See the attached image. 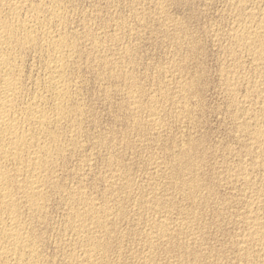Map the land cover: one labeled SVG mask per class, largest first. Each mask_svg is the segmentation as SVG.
<instances>
[{
	"label": "rangeland",
	"instance_id": "rangeland-1",
	"mask_svg": "<svg viewBox=\"0 0 264 264\" xmlns=\"http://www.w3.org/2000/svg\"><path fill=\"white\" fill-rule=\"evenodd\" d=\"M24 1L25 0H21L18 3L20 5V7L21 6L22 7L19 10L20 13H18L20 17L17 15V18L15 21L18 22L20 20L21 21V22L19 21L20 23H22V21H23V23L24 24L26 23L27 26H31V27L33 26L34 28L32 27V29L34 30L36 28L35 29L36 32H38L39 28L41 27V29H40L41 32L39 31L38 33L35 34L36 37L39 36L38 38L33 36L35 38L33 43L37 41L36 43H38L37 44L38 47L36 46V43L34 45H33V43H30V44L27 43L28 45L25 44L22 46L20 45L19 48L23 49L22 50L23 52L21 51V49L17 48L18 45L16 47L15 43H11V45L12 46L14 45L15 48H14V46L12 47L11 45H9V46L4 45V47H3L5 49V50L3 49L4 50L3 55L5 54L4 56L9 58L8 60H9L10 64L13 65L14 69L16 70L15 71L16 77L14 76L15 79H18L19 86L20 85L23 86V87H21V86L19 87L20 92L18 91L19 93L17 92L15 95L17 102L13 106V110L16 111V109H14V107H17L18 110L16 112H19V113L21 112V114H25V116H26L27 112H26L25 107L28 103H30L29 100L32 99L31 102H33L38 107V108H36L37 112L43 113L47 117V122L43 125V128H42L43 131L35 125H29V126L27 125L28 127L25 126L26 133L28 134L27 138L29 136V138H28L29 143L26 146L27 149H25L26 148L25 147L23 152L26 154L28 153V149L31 148L30 142L32 141L33 138H34L33 141H37V140L41 139L40 142L41 141L42 142L43 141L48 142L50 140V138L49 137L45 138L48 134H49L48 136H50V134H51V135H54L55 137L57 136V138L60 136L61 132H63V134H65V135L63 136V134L61 133L62 134L61 137H59L58 139L56 138V143H55L56 145L54 144L55 146L53 145V147H52V150H55L56 149L55 147L58 148V146L60 145L59 149H58L59 152L56 153L55 152L56 150H55V151H53L54 153L52 154L53 155L52 164L55 162L56 165L50 164L48 169H46V172L49 170L47 173L45 172V170L43 171L44 172L43 174L44 175L47 174L48 178L50 177L49 175H51L49 180H52L50 182L53 183V184L52 183L47 184L48 183L47 181H46V183H44V189L47 187L46 189L50 190V191H48L45 189L46 190V191L44 190L45 194L47 193L49 195L51 193V191L53 194L51 193L49 195L50 197L46 194L47 200H44L41 202L42 209L39 210V212L40 211H41V213L44 212L43 215L39 212H37V214L34 213L33 211L29 212V210L26 207H24V205L21 206V208L24 207V210L19 208L22 211L21 212L19 210V213H21V214L24 213V215L20 214L21 215V217L19 218V220L21 221L20 223H27L26 219L28 217H30L27 219L28 224H25V225L21 224V225L23 226V228L26 232H28L27 230H30L29 234L31 235V238L33 237L32 242L35 245V251H37V253L35 252L36 255L34 254V258H35V256H39L41 258L40 259L38 257L39 258L38 259L36 257L35 260L33 259L34 261L32 260L33 261L32 262L30 260L31 258H29V256L28 257L26 256V258L24 259L25 262L23 261V263L28 264V261H29V264H37V263L40 264L42 261V263L44 262L43 264H52V263L53 264H67L70 261L68 264H79L80 262H81L80 264H83V263L85 264V262H82L81 260H83L85 256H87L89 254L91 255L90 252H92V256L95 255L94 259L96 258L95 259L96 262H98L101 259L98 263L95 262V264H99L100 262H101L100 264H106V263L107 264H118V263L119 264H148L149 262H150L149 264H187V263L188 264H239V263L240 264H242V263L243 264H253L254 261L255 262L257 261L256 262L257 264H264V252H263L264 244L262 246L257 247V249L255 248V250H253L254 249L253 247H255V246L253 244L249 245V242L247 241L248 240L247 237L249 235V234H247V232L249 231V228L247 226V223L245 222L251 216V214L253 217L254 216L257 217L258 215H259L258 217H262V216L264 217V205H263L264 204V186H263L264 185V162L261 161V160L264 161V157H263V155H261V153H260L261 151L258 150L259 148L257 147V145L253 144L252 141L250 140L251 138H250L249 134L246 133V130H248V132H249L250 130H252L254 128H257V127L262 128L264 126V112L259 111V110H264V108H263L264 103L262 101V99L264 100V96H263L264 95L263 94L264 93V90H263L264 89V77H262L264 75V70L262 69V66H261L262 61L258 60V58L255 59L256 57L254 58L255 55H254V53H252L253 47L247 46L244 48L243 45L241 47V43L243 41L239 40L242 38L244 39V37L246 36L245 32H241V31H245V29H244L245 26L247 27L249 25H253L256 21L258 23L263 21L264 16L262 17L261 15H264V12H263L264 11V8H263L264 7V0H261V1H259V0H249L248 1L247 0V2H246V0H134V1L133 0H62V1L61 0H27V1H25V3H23ZM51 1H54L57 4H55L54 2L53 3L55 5L51 4ZM237 1L241 2L240 6L238 5L240 3L239 2L237 3ZM258 1L260 2V4ZM20 2L24 4L25 8H24L23 4H21ZM42 2H44V3H42ZM58 2H61L62 10H61V7L59 6L60 4ZM253 2L256 4H254ZM9 3L10 2H5V1H4V3L0 2V6H1L2 10H4V11L0 10V17L2 20H3V18H4V20H7L6 16L8 13V7L10 8V5H12V3H10V4ZM246 3H248V4H246ZM4 4H6V5H4ZM42 4L46 5L47 7L42 5ZM234 4L235 5L237 4L236 5L237 10L239 8V10L241 9L244 11L242 12L240 10L241 14H240L239 10H238L239 12L236 10V8L234 11V8H233V7H235ZM2 5H3V7L4 6L5 7L3 8ZM37 5H39V6H37ZM258 5H260L259 6L260 8H258ZM29 6H31V9ZM33 6L35 7L34 8L35 11L32 10ZM54 6L57 8H55ZM27 7H29V9ZM37 7L38 8L40 7L41 10L38 9ZM50 7H53V8H50ZM245 7H246V9H245ZM251 7H255V8H251ZM249 8H250V10H249ZM256 8H258L259 10L258 9L256 10ZM51 9L52 10L55 9L58 12H61L63 15V19H65V20L58 22L54 19V17L52 18L50 15L51 13L48 12V11H51ZM58 9H60V10H58ZM36 10H38L39 12H36ZM251 10H253V11L255 10L254 11L255 14L253 11L251 12ZM29 11L31 13H33L34 16L38 15L39 16V18L37 16L38 20L37 19L36 20L31 19V17L33 15ZM41 11H43L45 13H42ZM64 11L67 13H65ZM23 12H24V14H27V13H30V14H27L24 17ZM236 12H238V13H236ZM247 12H248V14L252 15V17L248 14L244 15ZM261 12H262V14H261ZM75 13H76V15H75ZM69 14H71V16ZM30 15H32V16H30ZM3 16H5L6 18ZM246 16L249 18H247ZM253 16H254V18H253ZM8 17H10V16L8 15ZM22 17H24V18L21 19ZM44 17H46V19ZM231 17H232V19H231ZM240 17H241V19H240ZM255 17H257L258 20ZM245 19L246 20L248 19L249 21L248 20L246 21ZM253 19H254V21H253ZM10 20L12 22L14 21L11 19V17L8 18L7 21H10ZM32 20H33V22L35 20V22L33 23ZM70 20H71V23H70ZM140 20H141V22H140ZM239 20H240V22H239ZM46 21H48V23ZM42 22H44V23H42ZM28 23H30V24L28 25ZM89 23H90V25H89ZM237 23H241L243 25L245 23V25L243 26V25L237 24ZM248 23H250V24H248ZM37 24L38 25L40 24V25L38 26ZM64 24H66V25H64ZM60 25H62V26H60ZM55 26H56V29L53 28ZM63 26H65V27H63ZM236 26L241 27L243 30L241 28H237ZM61 27L63 29H61V31H60ZM66 27L68 30L64 29ZM42 28H44V29H42ZM45 28L47 30L49 29L48 30L49 33L51 32L50 35H47L46 33H44V31H46ZM86 28H88V29H86ZM42 30H43V32H42ZM53 30L55 33L53 32ZM56 30H58V31H56ZM65 30L68 33L70 32L71 34L70 35L67 34V32ZM89 30L92 34L89 32ZM102 31H103V33H102ZM122 31H124V32H122ZM93 32H95V33H93ZM14 33L16 34V36H15L16 39L18 38L19 40L20 39L22 40L24 34H22L23 31L21 29L15 30ZM17 33H18V35H17ZM229 33H230V35H229ZM59 34H61V35H59ZM95 34L96 35L98 34L97 37ZM232 34H235L233 36V38H232ZM66 35H68L70 38ZM99 35H102L103 37L105 36V38H103L102 36H99ZM240 35H242V36H240ZM17 36H19V37L21 36V38H19ZM75 36L79 39H77ZM110 36H114L115 39H114V37H110ZM66 37H68V40ZM99 37H101V39H98ZM121 37H123V39ZM234 37H236L238 39H236ZM55 38L57 39V41L60 40L61 38L65 39L66 44L72 45L75 49H76L75 46H77L76 50L74 48H72V50H70L71 48L70 49L64 48V51L66 50L65 51L66 53H64V57H65L64 61L68 60L66 63L69 66L67 67V64L64 63V61H63L62 64H64L63 65L64 70H63L62 80L65 81L66 85L69 86L68 88H70V90H68V95L73 96L72 97L73 99L71 98V96L67 97L68 100L65 98V101H63V104H62V105H64L63 107H65L66 102H67L68 107L66 106V110H69V109L72 110V112H71V110L68 111L69 112L67 114L68 117L67 118L65 117L67 120L63 117L61 118V117L57 116V109H56V105H55L57 101H56V98L54 95L55 93H53L52 90L48 87V82H47L49 80V73H50V70H49L50 66L49 65H52V63H53L52 61H53V57H54V56H52L53 55V48L51 47L52 46L51 44L53 43V41L54 42L56 41ZM73 38H76V39H73ZM42 39H44V41ZM47 39H49V40H47ZM72 39H73V41H72ZM84 39H87V40H85V42H84ZM79 40H83V41H79ZM98 40H100V43ZM42 41L43 42L46 41L45 44L41 43ZM67 41H68V43H67ZM86 41L88 42V44L86 43ZM233 41L235 43L237 41V43L235 44ZM72 42H74V43H72ZM81 42H82V44H80ZM93 43H94V45H93ZM229 43L231 45H229ZM90 44L93 46L91 47ZM106 45H107V47H106ZM10 46H11V48H10ZM29 46H30V48H29ZM80 46H82V47L79 48ZM87 46H88V48H87ZM95 46L97 47L98 50L96 49ZM24 47H26V48H24ZM32 47H34V48H32ZM39 47H41L42 49ZM47 47L49 48V50ZM90 47H91V50H90ZM231 47H233V48L236 47V49H233V48L231 49ZM37 48L39 51L37 50ZM43 48H46L45 51ZM78 48H79V50L81 49L82 52L81 51L79 52ZM125 48H126V50H125ZM127 48H130V49L127 50ZM228 48H229V50H228ZM18 50L22 53H20ZM29 50H30V52H29ZM129 50L130 51L132 50V51L130 52ZM230 50H232L233 52L232 51L230 52ZM250 50H251V52H250ZM25 51H27V52L25 53ZM42 51H44V53H42ZM72 51L75 52V53H72L73 55L75 54L74 56L71 55V53H70ZM126 51H128L127 54H126ZM248 51L250 52V54ZM38 52H39V54H38ZM49 52L51 53V55ZM68 52L70 54H68ZM78 52H79V54H78ZM8 53L11 55H9ZM14 53L16 56L13 55ZM29 53H30V55H29ZM229 53H231L230 55H232V56L234 55V57L229 56ZM19 54H20V59L22 57L21 60L24 59V62L19 60V58H18ZM22 54L26 55V57L23 56ZM45 54H46V56H44ZM47 54H49V55H47ZM65 54H66V56H65ZM76 54H77V56L78 55L79 56L77 57ZM11 56H13V57L11 58ZM67 56L70 58H68ZM76 57H77V59H75ZM236 57L238 58L239 61L237 60ZM15 58H16V60H15ZM71 58H72V62H71ZM73 58H74V60H73ZM233 58H234V60H233ZM41 59H43V60H41ZM46 60H48V61L50 60L52 63H50L48 61L46 62ZM77 60H79V61L77 62ZM244 60H245V62H244ZM254 60H255V62H254ZM75 61L77 62V65H76ZM252 61L254 63H252ZM18 62L21 63V66ZM258 62L261 64H259ZM249 63L251 64L250 66H249ZM255 63H256L257 67H255ZM257 63L259 65H257ZM73 64L75 66H72ZM78 64H80V65H78ZM111 64H112V66H111ZM238 64H239V66H238ZM39 65H41L42 67ZM117 65L119 68H117ZM252 65L255 67V69L253 68ZM47 66H48V69L46 68ZM70 66H72V67L70 68ZM101 66H102V68H101ZM105 66H106V69H109V70H106V69L104 70ZM244 66H245V68H244ZM258 66H260V67H258ZM15 67L20 69V70L22 69L21 70V71H23V72H21L22 74L20 73V70L16 69ZM73 67H76V68H73ZM115 67H116V69H115ZM247 67L250 69H248ZM44 68H45V70H44ZM124 68H126V69H124ZM259 68H261L262 70L261 69L259 70ZM70 69H71V72H70ZM74 69H75V71H74ZM127 69L129 71L131 70L132 72L130 71V73H128L129 71ZM256 69L258 70V72ZM43 70H44L45 74H44ZM65 70H67V71L65 72ZM47 71H49V72H47ZM106 71H108V73ZM125 71H127V73ZM237 71L240 73H238ZM261 71H263V72L261 73ZM226 73L227 74L230 73L231 75L230 74L227 75ZM109 74L112 75V77ZM113 74H115V75H113ZM254 74H256V75H254ZM71 75H73V76H71ZM238 75H240V77ZM260 75H262V76L260 77ZM39 76H40V78H39ZM229 76H230V78H229ZM232 76H235V78ZM103 77H106V78H104V80H102ZM108 77H109L110 81H109ZM117 77L119 78V80L117 79ZM225 77L228 79H226ZM63 78L64 79L66 78V80H64ZM71 78H73V80H71ZM258 78H260V79H258ZM38 79H39V81H38ZM41 79H44V80L41 81ZM67 79L70 81H68ZM105 79L107 81H105ZM124 79H125V81H124ZM128 79L131 81L128 82L129 81ZM21 80H23V81H21ZM225 80L228 82L226 83ZM240 80L242 82L243 81L244 82L242 83ZM28 81H30V82H28ZM232 81L234 84L232 83ZM255 81H257V82H255ZM21 82L23 83V85L21 84ZM24 82H26V83H24ZM180 82H182V83H180ZM240 82H241V84H240ZM245 82H246V84H245ZM37 83L39 85H37ZM247 83L248 84L254 83L255 86L254 85H252V86L248 85ZM40 84H41V86H40ZM130 85L132 86V88ZM181 85L183 88L181 87ZM250 86H251V89H250ZM26 87H28V88H26ZM239 87H241L242 89ZM252 87L253 88L256 87V90H259V91H256ZM20 88L23 92L24 91L25 92L24 93L21 92ZM77 88H78V90H77ZM125 88H127V90ZM232 88H235V89L233 90ZM33 89H35V92ZM252 89L254 92L252 91ZM75 90H76V92H75ZM249 90H250V92H249ZM31 91L34 93H32ZM70 91L71 92L73 91L72 92L73 94ZM127 91H128V94H129V91H131L129 95L127 94ZM255 91L260 93L259 98H258V96H259L258 93H255ZM74 92H75V94H74ZM125 92H126V94H125ZM136 92H138V93H136ZM247 92H249V93H247ZM35 93H37L41 97L39 98V96L36 95ZM101 93L104 95H102ZM233 93H235V94L237 93L238 95L237 94L235 95ZM250 93H251V96L249 95ZM252 93H254V95ZM24 94L27 97H25ZM246 94H248L249 96L248 95L246 96ZM230 95H232V96H230ZM233 95H235V96H233ZM125 96H127L128 98ZM136 96H137V99H136ZM153 96H155V97H153ZM26 98H28V99H26ZM45 98H46V100H45ZM47 98H49L51 100L49 101V99H47ZM153 98H154V100H153ZM157 98H159V99H157ZM150 99H151V101H150ZM26 100H28V101H26ZM137 100H138V102H136ZM139 100H141V101H139ZM245 100H249V101H245ZM37 101H39V102H37ZM68 101H69V103H68ZM70 101H72L73 103ZM259 101H260V104H259ZM46 103H48V104L51 103L50 107ZM133 103H134V105L136 103V105H137V106L135 105L136 108L133 107ZM73 104H76L75 106L79 105V109L77 107H75ZM21 105L22 106L24 105V106L21 107ZM43 105L46 106V108L45 107L43 108ZM69 105H70V107H69ZM123 105H124V107H123ZM129 105L130 106L132 105V106L128 107ZM154 105H156V106H154ZM71 106L74 109L76 108L77 110H75L73 112L74 109ZM141 106H143L142 107L143 109L141 108ZM133 108H135V109H133ZM151 108H152V110H151ZM127 109H128V111H127ZM153 109H155V110H153ZM134 110H138V112L137 111L133 112ZM141 110H142V112H141ZM257 110H258L259 114H258ZM187 111H188V113H187ZM82 112H84V113H82ZM127 112H129L131 115L129 113L127 114ZM146 112H148V113H146ZM247 112H248V114H247ZM249 112H251V113H249ZM53 113H55V114H53ZM78 113H80V115ZM252 113H255L256 115L252 114ZM78 115H79V117H78ZM71 116H73V117H71ZM74 116H76V117H74ZM151 116L153 119L151 118ZM57 117H58V119L59 118L60 119L57 120ZM155 117L157 120L154 119ZM149 118L151 120H149ZM63 119L65 122L63 121ZM79 120L81 121V124L83 123L82 125H80ZM68 121H69V123H66ZM137 121L139 122V124ZM51 122L54 124L55 123H58V124L54 125ZM72 122L74 123V125ZM159 122H160V124H159ZM47 123L52 124L54 127L52 125L49 127V124H47ZM59 123H60V125H59ZM254 123L257 125V127ZM63 124H65V125H63ZM149 124H150V126H149ZM61 125L64 126V128ZM160 125H162V126H160ZM31 126L34 129H32ZM55 126H57V127H55ZM66 126L69 127V129H67ZM72 126L75 128L72 129L71 128ZM81 126H82V128L80 130ZM65 127H66V129H65ZM55 128L56 129L58 128V130H56ZM62 128L65 129L66 131L63 130ZM76 128L77 129L79 128L78 132H77ZM27 129H28L29 133H28ZM82 129L84 130V132L82 131ZM144 129H146V130H144ZM240 129L242 131H240ZM59 130H62V131L58 132ZM79 131L80 132L82 131L83 133L82 132L80 133ZM30 132H31V134H30ZM32 132H34V134ZM42 132H44V133H42ZM64 132H66V133H64ZM71 132H73V133H71ZM38 133H39V135H38ZM41 133H42V135H41ZM58 133H59V136H58ZM35 135H36V137H35ZM79 135L80 136L82 135L83 137L82 136L80 137ZM42 136L44 138H42ZM74 136H76V137H74ZM73 137L76 138V140L79 139V141L74 140ZM86 137H87V139H86ZM138 137H139V139H138ZM60 138L61 139L64 138V139H62V141H61ZM248 138H250V139H248ZM68 141L73 142V144L71 142H68ZM74 142H75V144L77 143L75 146L76 148L74 147V145H75ZM93 142H95L96 144ZM131 142H132V144H131ZM249 142H251V143H249ZM66 143H68V144L66 145ZM92 143L95 144V146H93ZM80 144H82L83 146ZM70 145L73 147H71ZM77 145H79V146L77 147ZM68 146H70L71 150H73L75 148L74 151H69L70 149ZM250 146L252 147L253 150L251 149ZM79 147H81L80 148L81 150L78 149ZM65 148H67V150ZM62 149H63L64 153L61 151ZM52 150H51L50 154L52 153ZM76 151H78L79 153ZM20 152L22 153V155L24 154L22 152V150ZM65 152L67 154L71 153L70 155H73V156L68 155V157H67V154ZM185 152H187V153H185ZM188 152L190 153V155ZM76 153H78V154H76ZM179 153H180V155H179ZM26 154H24V156ZM56 154H58V156ZM63 154H64V158H61V157H63ZM182 154H184V155H182ZM185 154H187V155H185ZM255 154H257V155H255ZM54 155H56V159L58 157V160H59L58 162L56 159H54L55 158ZM74 155H76V156H74ZM181 155L183 158L181 157ZM250 156H252V157H250ZM257 156L260 159L257 158ZM83 158H84V160H83ZM184 158H186L185 159L186 161L188 159H190L191 162L189 160L188 161L189 164H187V162L184 160ZM253 158L255 160L259 159L260 163L258 162V164H257L256 162L258 160L255 161ZM61 159L63 160L62 162L60 161ZM70 159H72V160H70ZM181 159H182V161L180 162ZM192 160H194V161H192ZM4 161H6V160L1 159L0 165L1 166L3 165V168L5 169V171H7L8 173H12L11 169L12 170L14 169L13 167H15V162L13 163V161H8L9 162L8 163L7 161L6 162H4ZM109 161L111 163H109ZM152 161H154V162H152ZM1 162H2V164H1ZM84 162H86V163H84ZM174 162H177L176 166H175ZM192 162L195 164L190 165V163L192 164ZM11 163H13V164H11ZM180 163H182V164H180ZM184 163H185V165L183 167L182 165ZM51 165H52V168L54 167L53 169L51 168ZM58 165H59V167H58ZM186 166H189L191 169L186 167ZM192 166H194V167H192ZM60 167L64 168V170L61 169ZM174 167H175V169L179 168V169H177L178 171L175 170ZM244 167H245V169H244ZM58 168H60V169H58ZM115 168H117L118 170ZM186 168L190 171H188ZM192 168L194 169V171H192L193 170ZM241 168H242L243 172H247V171L248 172L242 173L241 172L242 170H240ZM79 169H81V170H79ZM172 169H174L175 171ZM236 169H238V170H236ZM54 171H55V173L57 171L56 174H58V175H55V173H53ZM227 171H229V172H227ZM122 172L124 173L125 176L127 175V177H125ZM179 172H180V175L178 174ZM229 173H230V175H229ZM240 173L243 175V177ZM162 174H164V175H162ZM244 174H246V175H244ZM26 175L29 176L28 173H25L24 176L27 177ZM53 175L56 177H54ZM119 175H120V177H119ZM195 175H197L198 177L197 176L195 177ZM237 175L239 176V178ZM59 176H60V178H59ZM121 176L122 177L124 176L125 178L124 177L122 178ZM155 176H157V177H155ZM235 176L237 177V180H239V181L236 180ZM246 176H248V179H250V180H248ZM52 177H54L57 181L54 178L52 179ZM113 177H114V180L113 179L111 180V178H113ZM116 177L117 178L119 177V178L117 179ZM115 178H116V180H115ZM121 178L124 182L122 180H120ZM187 178H188V180H187ZM198 178H199V180L200 179L201 180L196 181V180H198ZM252 178L254 180H252ZM127 179H129L130 181H128ZM117 180L120 181L121 183L118 182ZM231 180H233V181H231ZM111 181H112V183H111ZM114 181L116 184L113 183ZM186 181H188V182H186ZM189 181L191 183H189ZM245 181H246V183H244ZM240 182H241V184H240ZM108 183H110L111 185ZM184 183L186 184L185 186H184ZM193 183L194 184L196 183V184L194 185ZM81 184H83L84 186ZM190 184H192V185H190ZM199 184H200V187H198ZM234 184H236V185L238 184V186H236ZM47 185H49V186H47ZM74 185H75V187H74ZM187 185H189V186L187 187ZM55 186H56V188H55ZM62 186L63 187L67 186V187L66 188L64 187V190H63ZM69 186H70L71 191L68 188ZM212 186H213V188H212ZM107 187L109 190L107 189ZM122 187H124V188H122ZM182 187L183 188L185 187L184 190H181V189H183ZM186 187H187V189H186ZM71 188L73 190L75 189L74 190L75 193ZM110 188H113L112 189L113 191L110 190ZM121 188L123 191H120ZM189 188H190V190H189ZM124 189L127 192H129V194L126 193ZM185 189H186V191H185ZM65 190H66V193L63 192ZM77 190L78 191L80 190V191L78 192ZM81 190H84V191H81ZM85 191H86V193H85ZM14 192L17 193V190H14ZM61 192H62L63 196H62ZM130 192L132 195H130ZM142 192H143V194H145L144 197H142L143 194H140ZM69 193H71L72 195L70 196ZM89 193H90V195H89ZM58 194H59V196H57ZM75 194H76V197H74ZM124 195H126V196H124ZM51 196H53V197L55 196L54 197L55 199ZM60 196H62V197L58 198V199L56 198V197H60ZM80 196H81V199L83 201L81 199H79ZM84 196L87 199H85ZM149 197H152V198H149ZM50 198H51V200H50ZM166 199H167V202H166ZM256 199H257V201H259L258 204L256 203L257 201H255ZM58 200H60V201H58ZM63 200H64V202H62ZM70 200L72 201V203L70 202ZM53 201H54V203H53ZM66 201H68L67 204L69 203L68 205H70V206L67 207ZM84 201L86 204L84 203ZM87 201H89V203ZM136 201H137V203H136ZM154 201H155V203H154ZM73 202L75 205L73 204ZM120 202H121V204H120ZM159 202H161V203H159ZM169 202H170V204L168 205ZM252 202H254V203L252 204ZM153 203H154V205H152ZM247 203H249V204H247ZM255 203H256V205H255ZM82 204L84 207H82ZM133 204L136 208L135 207L131 208V205L133 206ZM135 204H137V205H135ZM162 204H163V206H162ZM250 204H251V207H254V208H251ZM260 204H262V205H260ZM59 205H61V206H59ZM62 205H63V207H62ZM73 205H74V207H73ZM85 205L87 206L88 210L91 208V211H93V209H94V211L91 212L92 214L88 213L89 217H87L88 215H86L87 208ZM157 205L160 209L157 207ZM194 205H195V207H194ZM77 206H78V208H77ZM92 206H94V207H92ZM138 206H140V207L142 206V207L140 208ZM153 206H156V208ZM104 207H106V208H104ZM120 207H122V208H120ZM143 207H145V208H143ZM161 207L163 208V211H161L162 210ZM45 208L47 210L46 212H45ZM72 208L74 210H71ZM82 208H83V211H82ZM85 208H86V210H85ZM95 208L97 211H95ZM139 208H140V210H139ZM167 208L169 209V211L166 210ZM110 209H112V210H110ZM164 209H165V211H164ZM25 210H27V211H25ZM42 210H43V212H42ZM63 211H64V213H63ZM99 211H100V213H99ZM102 211H104L107 214H104V212H102ZM122 211L125 213H123ZM249 211H251V212L254 211V212L251 213ZM255 211L257 212L258 215L256 214ZM66 212H68V213H66ZM112 212H113V215H112ZM199 212H201V213H199ZM46 213L48 216L46 215ZM119 213L120 214L123 213V214L118 215ZM126 213H128V214H126ZM246 213L247 214L251 213V214L247 215ZM25 214L27 215V217H25L26 216ZM28 214H30V215L28 216ZM40 214L42 217H40ZM99 214H101L100 217H103V219L107 218L109 220V218H110L109 221L107 219L103 220V221L107 222V223L109 222L108 223L109 225H106L107 229L109 231L115 230L114 233H113V231L109 232L107 229H105V230L102 229L103 231H101V229L96 226V224H95V222H93V220H95L96 217H99ZM239 214H241V215H239ZM245 214H246V217H244ZM84 215H86V217ZM92 215H94V216L92 217ZM106 215H107V217H106ZM33 216H35V217L33 218ZM67 216H69L71 218H68ZM112 216L114 218L117 217L116 219H118L119 222H116V220ZM119 216L120 217L122 216L121 218H123V219H121ZM166 216H167V218H166ZM44 217H46L48 220L45 218L44 219L45 221L44 220L42 221V219ZM81 217L83 218V222H82ZM111 217H112V220H111ZM31 218L35 219V220H32ZM164 218H165V220L168 219V222L165 220H162ZM240 218H241L242 222L240 221ZM245 218H247V219H245ZM23 219H25V220H23ZM74 219H77V220H74ZM84 219H85V221H84ZM132 220H133V222H132ZM238 220H239V222H238ZM32 221H34V223ZM86 221H88V222H86ZM110 221L112 224L110 223ZM243 221L245 224L243 223ZM67 223L69 226L67 225ZM81 223L84 226H82ZM117 223H118V226L116 225ZM31 224L32 225L37 224L38 227L36 225H35V227L30 226ZM39 224H40V226H39ZM45 224H46V226H45ZM48 224H50V225H48ZM63 224H64V227H66V229L63 227ZM152 224H154V225H152ZM158 224H161V225H158ZM54 225H55V228L53 227ZM66 225L68 226V228ZM146 225H147V227H146ZM164 225L166 227L170 226V227H168L169 233H167L168 232L167 228ZM197 225H198V227H197ZM238 225H239V227H238ZM0 226H1V228L3 227L2 224H0ZM26 226L29 229L25 228ZM108 226L109 227L111 226V227L109 228ZM148 226H150V227L148 228ZM160 226L162 228H159ZM177 226H178V228L175 229ZM32 227H34V228H32ZM79 227L81 229V232L85 236L83 234L81 235ZM143 227H144V229L148 228V230L144 231ZM179 227H180V229H179ZM182 227H183V229H182ZM185 227L188 229H186ZM1 228H0V230H1ZM116 228H118V229L116 230ZM164 228H165V230H164ZM42 229L47 231V232H45V231L43 232ZM67 229L68 230L71 229V230L68 232ZM93 229L94 230L96 229V230L91 231ZM158 229H160V230L158 231ZM118 230H119V232H118ZM36 231L38 232V235L36 234L37 233ZM74 231L75 232L77 231V232L74 234ZM78 231H79V233H78ZM147 231L150 232L151 234L148 233ZM164 231H166V232H164ZM39 232H41V233H39ZM63 232H65V233H63ZM84 232H86V233H84ZM95 232H97V233L100 232V233L98 235ZM170 232H171V234H170ZM172 232L174 233V235ZM32 233H34V236L32 235ZM50 233H52V234H50ZM101 233H104V234L102 235ZM39 234H41V236H43V238L41 236H39ZM111 234L114 236V238ZM116 234H118V235H116ZM162 234H163V237H162ZM36 235H37V238H39L37 240H36ZM58 235H61V236L59 237ZM75 235L78 236V238ZM89 235H91V236L94 235V236L91 239V236H89ZM115 235L117 237H115ZM70 236H72V237H70ZM104 236L106 237V239ZM152 236H154V237H152ZM156 236H157V238H156ZM96 237H97V239H96ZM189 237H190V239H189ZM111 238H113V239H111ZM142 238H143V241L147 245L145 243H142L143 242L141 240ZM245 238H247V240ZM78 239L80 241H82V239H83V242L84 241H86V242H84V243L78 242L77 243V241H79ZM146 239H148L149 241L148 240L146 241ZM156 239L159 240L160 242L157 241ZM161 239H163V240L161 241ZM75 240H77V241L75 242ZM110 240H113V242ZM117 240L120 241V244ZM166 240H167V242H165ZM62 241H63V243H62ZM68 241H70V242L74 241V242L70 244V242H68ZM97 241H99V242H97ZM235 241H236V243H235ZM237 241H239V242L237 243ZM40 242H41V245H40ZM42 242L45 244L47 243V244L45 245ZM90 242H92V243L90 244ZM148 242H150V243H148ZM157 242H158V245H157ZM242 242L243 243L245 242L246 247ZM263 242L264 241H262V243ZM0 243H1V241H0ZM103 243H104V245L105 244L106 245L104 246ZM163 243H164V245H163ZM170 243H173V246ZM88 244H90L91 246L93 245V247L91 248V246ZM95 244L97 247L95 246ZM169 244H170V247H169ZM118 245H119V248H118ZM232 245H233V247H232ZM84 246H86V247H84ZM152 246H154V249ZM166 246H167V248H166ZM0 247H1V244H0ZM73 247H75V248H73ZM82 247H84V248H82ZM149 247H151V248L149 249ZM164 247L166 248V250ZM241 247L244 250H246V248L248 247V252L245 253ZM64 248L67 250H65ZM86 248L87 249L89 248V249L86 250ZM112 248H113V250H112ZM40 249L44 253L40 252ZM95 249H96V251H95ZM103 249L104 250L107 249V250L104 251ZM109 249L112 251H108ZM117 249H119V250H117ZM68 250L70 253L68 252ZM73 250H74V252H73ZM83 250H86V251H83ZM97 250H100V251H97ZM241 250L245 254L243 252H241ZM107 251H108V253H107ZM98 252H101L102 254L104 253L103 256H105V254L107 256L103 257L102 254L98 253ZM39 253H40V255H39ZM63 253H65V254H63ZM145 253L148 255H146ZM241 253H243V255H245V257ZM252 253H253V255H252ZM63 255L67 256V258H68L67 261L64 260V259H66V257ZM144 255H146V256H144ZM149 255H150V257H149ZM246 255L248 257H246ZM250 255H252V257ZM50 256H53V257H50ZM142 256L145 259L142 258ZM47 257L49 258L50 261L47 260L48 259ZM0 258H1L0 264H2V263L4 264L7 262L1 256H0ZM137 259L138 260L140 259V261H138ZM146 259L148 260V263H147ZM51 260H52V262H51ZM71 260H72V263H71ZM73 260H75L76 262ZM108 260H110V261H108ZM197 260H199V261H197ZM262 260H263V262H262ZM119 261H121V262H119ZM179 261H181L182 263ZM115 262H118V263H115ZM8 263H9V261H8Z\"/></svg>",
	"mask_w": 264,
	"mask_h": 264
},
{
	"label": "bare ground",
	"instance_id": "bare-ground-1",
	"mask_svg": "<svg viewBox=\"0 0 264 264\" xmlns=\"http://www.w3.org/2000/svg\"><path fill=\"white\" fill-rule=\"evenodd\" d=\"M4 1L5 2H10V3H12V5H10V8L8 7V13H7V20H8V18H10L11 17V19L12 20H16V18H17V15L19 16V14L18 13H20L19 12V10L21 9V7H20V5L18 4L19 3V1H21V0H0V2H3L4 3ZM25 1H27V0H25ZM25 1L23 2V3H25ZM62 1V0H61ZM134 1V0H133ZM249 1V0H248ZM259 1H261V0H259ZM258 1V2H259ZM30 2V1H29ZM28 2V3H29ZM54 1H51V4H54L53 3ZM57 2V1H56ZM64 2V1H63ZM62 2V3H63ZM239 1H237V3H238ZM244 2V1H243ZM242 2V3H243ZM246 2H247V0H246ZM257 2V1H256ZM9 3V4H10ZM21 3V2H20ZM23 3H21V4H23ZM42 3H44V2H42ZM60 5V7H61V2H58ZM72 3V2H71ZM240 4H238L239 6L241 5V2H239ZM254 3V2H253ZM41 4V3H40ZM39 4V5H40ZM55 4H57V3H55ZM54 4V5H55ZM64 4V3H63ZM233 4V3H232ZM246 4H248V3H246ZM254 4H256V3H254ZM259 4H260V2H259ZM4 5H6V4H4ZM27 5V4H26ZM39 5H37V6H39ZM42 5H44V4H42ZM235 5V4H234ZM237 5V4H236ZM236 5H235V7H233L234 8V11H235V8H236ZM245 5V4H244ZM23 6H24V4H23ZM44 6H46V5H44ZM50 6V5H49ZM65 6V5H64ZM227 6V5H226ZM246 6V5H245ZM251 6V5H250ZM253 6V5H252ZM260 5H258V8H260L259 7ZM2 7H3V5H2ZM5 7V6H4ZM3 7V8H4ZM30 7V9H31V6H29ZM29 7H27L28 9H29ZM47 7V6H46ZM55 7V6H54ZM66 7V6H65ZM64 7V8H65ZM68 7V6H67ZM238 7V6H237ZM0 8H1V6H0ZM24 8H25V6H24ZM34 6H33V9L32 10H34ZM38 8V7H37ZM36 8V9H37ZM42 8V7H41ZM50 8H53V7H50ZM55 8H57V7H55ZM251 8H255V7H251ZM258 8H256V10L258 9ZM264 8V7H263ZM38 9H40V7L38 8ZM44 9V8H43ZM245 9H246V7H245ZM0 10H2V8L0 9ZM6 10V9H5ZM41 10V9H40ZM45 10V9H44ZM48 10V9H47ZM58 10H60V9H58ZM61 10H62V7H61ZM236 10H237V8H236ZM238 10H239V8H238ZM237 10V11H238ZM241 10V9H240ZM239 10V11H240ZM249 10H250V8H249ZM259 10V9H258ZM2 11H4V10H2ZM1 11V12H2ZM23 11V10H22ZM26 11V10H25ZM35 11V10H34ZM33 11V12H34ZM68 11V10H67ZM238 11V12H239ZM242 12L244 11V10H241ZM241 11H240V14H241ZM253 10H251V12H252ZM255 11V10H254ZM253 11V12H254ZM263 11V10H262ZM28 12V11H27ZM26 12V13H27ZM30 12V11H29ZM36 12H39L38 10H36ZM35 12V13H36ZM42 13H45V12H43V11H41ZM48 12H50L51 14V17L53 18L54 17V19L56 20V21H58V22H61L62 20H65V19H63V15H62V13L61 12H58L57 10H52L51 9V11H48ZM65 12V11H64ZM238 12H236V13H238ZM264 12V11H263ZM4 13V12H3ZM2 13V14H3ZM6 13V12H5ZM31 13V12H30ZM30 13H27V14H30ZM65 13H67V12H65ZM69 13V12H68ZM230 13V12H229ZM257 13V12H256ZM23 14H24V12H23ZM27 14H24V17H25V15H27ZM32 15H33V13H31ZM41 14V13H40ZM49 14V13H48ZM94 14V13H93ZM248 14V12L246 13V14H244V15H247ZM254 14H255V12H254ZM260 14V13H259ZM261 14H262V12H261ZM260 14V15H261ZM8 15L10 16V17H8ZM32 15H30V16H32ZM43 15V14H42ZM41 15V16H42ZM46 15V14H45ZM70 16H71V14H69ZM73 15V14H72ZM75 15H76V13H75ZM91 15V14H90ZM243 15V16H244ZM248 15H250V14H248ZM22 16V15H21ZM29 16V17H30ZM38 16V15H37ZM37 16L35 15H33L32 17H31V19H37L38 20V18H39V16H38V18H37ZM239 16V15H238ZM251 17H252V15H250ZM255 16V15H254ZM254 16H253V18H254ZM262 17L264 16V15H261ZM3 17H5V16H3ZM5 17V18H6ZM20 17V16H19ZM24 17H22L21 19H23ZM28 17V16H27ZM247 17V16H246ZM250 17V18H251ZM41 18V17H40ZM43 18V17H42ZM45 19H46V17H44ZM71 18V17H70ZM243 18V17H242ZM245 18V17H244ZM247 18H249V17H247ZM255 18H257V17H255ZM231 19H232V17H231ZM240 19H241V17H240ZM7 20H4V18H3V20L1 19V17H0V160L2 159V160H6L7 162L8 161H13V163L15 162V167H13L14 169L12 170L11 168V171H12V173H8L7 171H5V169L3 168V165L1 166L0 165V224H2V228H1V226H0V228H1V230H0V241H1V247H0V256L4 259V260H6L7 262L6 263H4V264H24L23 263V261H24V259L26 258V256L28 257L29 256V258H31L30 260L32 261L33 259L35 260V258L37 257H39V256H35V258H34V254H35V252L37 253V251H35V245H34V243L32 242V238H31V235L29 234L30 232V230H27L28 232H26L25 230H24V228H23V224L25 225V224H28V218H30V217H28L27 219H26V221H27V223H20L21 221L19 220V218L21 217V215L23 214L24 215V213H19V208H21V206H23L24 205V207H26L28 210H29V212L30 211H33L34 213H36L37 214V212H39V210H41L42 209V204H41V202L42 201H44V200H47V195L45 194V192H44V190L47 188L46 186V188L44 189V183H46V181L48 182L47 184H49V183H52V182H50V181H52V180H49V178L51 177V175H49L50 177L48 178V176H47V172L49 171H47L46 172V169H48V167H49V165L50 164H52V162H53V151H55L56 153L57 152H59V146H58V148L57 147H55L56 149L55 150H52V147H53V145L56 143V138H57V136L55 137L54 135H51L50 134V136H46L45 134V138H47V137H49L50 138V140L47 142H45V141H41L40 142V140H37V141H33V139H32V141L30 142V149H28V153L26 154V153H24L23 152V150H24V148L27 146V144L29 143L28 142V138H29V136H28V138H27V133H26V130H25V126H29V125H35V126H37L39 129H41L42 131H43V125L47 122V117L43 114V113H40V112H37V110H36V108H38L33 102H31V100H29V102L30 103H28L27 105H26V116H25V114H21V112L19 113V112H16L18 109H17V107H14V109H16V111L15 110H13V106L16 104V102H17V100H16V93L19 91V87L21 86H19V82H18V79H15V69H14V66L13 65H11L10 64V62H9V58L8 57H5L4 55H3V51L5 50L3 47H4V45H11V43H15L16 44V47H17V45H18V47L17 48H19V46L21 45H25V44H27V43H33V41H34V37L33 36H35V34L36 33H38L39 31L41 32V27L39 28V31L38 32H36L35 31V29L33 30L32 29V27L31 26H27L26 25V23L24 24L23 23V21H22V23H20L19 21L18 22H12L11 20L10 21H7ZM30 20V19H29ZM35 20H34V22H35ZM79 20V19H78ZM84 20V19H83ZM89 20V19H88ZM112 20V19H111ZM246 20V19H245ZM248 20V19H247ZM246 20V21H247ZM251 20V19H250ZM256 20V19H255ZM257 20H258V18H257ZM27 21V20H26ZM25 21V22H26ZM55 21V22H56ZM231 21V20H230ZM242 21V20H241ZM249 21V20H248ZM253 21H254V19H253ZM29 22V21H28ZM32 22H33V20H32ZM33 22V23H34ZM47 23H48V21H46ZM50 22V21H49ZM54 22V21H53ZM90 22V21H89ZM140 22H141V20H140ZM238 22V21H237ZM239 22H240V20H239ZM257 22V21H256ZM255 22V23H256ZM41 23V22H40ZM42 23H44V22H42ZM64 23V22H63ZM62 23V24H63ZM70 23H71V20H70ZM69 23V24H70ZM106 23V22H105ZM253 24V25H249V26H245V28L243 27L244 25H245V23H244V25L243 24H241V23H237V24H241V25H243L242 27L245 29V31H241V32H245L246 33V36L244 37V39L242 38V39H239V40H242L241 42V47H242V45L244 46V48L245 47H247V46H252L253 47V50H252V53H254V58L255 59H257L258 58V60H261L262 61V69L264 70V19H263V21H261L260 23H256V24ZM30 23H28V25H29ZM52 24V23H51ZM68 24V23H67ZM74 24V23H73ZM107 24V23H106ZM248 24H250V23H248ZM33 25V24H32ZM38 25V24H37ZM40 25V24H39ZM38 25V26H39ZM50 25V24H49ZM56 25V24H55ZM59 25V24H58ZM64 25H66V24H64ZM89 25H90V23H89ZM98 25V24H97ZM105 25V24H104ZM124 25V24H123ZM36 26V25H35ZM37 26V27H38ZM47 26V25H46ZM51 26V25H50ZM60 26H62V25H60ZM73 26V25H72ZM95 26V25H94ZM93 26V27H94ZM119 26V25H118ZM43 27V26H42ZM49 27V26H48ZM47 27V28H48ZM63 27H65V26H63ZM68 27V26H67ZM67 27L66 28H64V29H67ZM115 27V26H114ZM126 27V26H125ZM237 28H241V27H238V26H236ZM34 28V27H33ZM50 28V27H49ZM54 29H56V26L55 27H53ZM59 28V27H58ZM19 30V29H21L22 31H23V33L22 34H24L23 35V38H22V40L20 39H16L15 38V36H16V34L14 33L15 32V30ZM42 29H44V28H42ZM46 29V28H45ZM52 29V28H51ZM61 29H63L62 27L60 28V31H61ZM86 29H88V28H86ZM242 29V28H241ZM49 30V29H48ZM47 29H46V31H44V33H46L47 35H50L51 34V32L49 33V31H48ZM68 30V29H67ZM125 30V29H124ZM233 30V29H232ZM243 30V29H242ZM56 31H58V30H56ZM63 31V30H62ZM66 31V30H65ZM74 31V30H73ZM93 31V30H92ZM95 31V30H94ZM115 31V30H114ZM237 31V30H236ZM17 32V31H16ZM19 32V31H18ZM25 32V33H24ZM42 32H43V30H42ZM53 32H54V30H53ZM67 32V31H66ZM89 32H90V30H89ZM96 32V31H95ZM95 32H93V33H95ZM98 32V31H97ZM101 32V31H100ZM122 32H124V31H122ZM238 32V31H237ZM20 33V32H19ZM55 33V32H54ZM53 33V34H54ZM58 33V32H57ZM62 33V32H61ZM91 33V32H90ZM102 33H103V31H102ZM234 33V32H233ZM15 34V35H14ZM42 34V33H41ZM52 34V35H53ZM66 34V33H65ZM67 34H71L70 32L68 33L67 32ZM92 34V33H91ZM101 34V33H100ZM113 34V33H112ZM236 34V33H235ZM235 34H232V38H233V36L235 35ZM243 34V33H242ZM17 35H18V33H17ZM59 35H61V34H59ZM73 35V34H72ZM71 35V36H72ZM96 35V34H95ZM98 35V34H97ZM97 35H96V37H97ZM229 35H230V33H229ZM56 36V35H55ZM54 36V37H55ZM64 36V35H63ZM66 36H68V35H66ZM99 36H102V35H99ZM227 36V35H226ZM240 36H242V35H240ZM244 36V35H243ZM17 37H19V36H17ZM36 37V36H35ZM39 36H37L36 38H38ZM41 37V36H40ZM51 37V36H50ZM53 37V38H54ZM58 37V36H57ZM69 37V36H68ZM68 37H66L67 38V40H68ZM76 37V36H75ZM103 37V36H102ZM110 37H114V36H110ZM216 37V36H215ZM237 37V36H236ZM236 37H234V38H236ZM19 38H21V36L19 37ZM43 38V37H42ZM52 38V39H53ZM63 38V37H62ZM60 39V40H58L57 41V39L55 38V42L53 41V43L51 44L52 46V48H53V55L52 56H54L53 57V63L49 60H46V62L48 61V62H50V63H52V65H49L50 67H49V70H50V73H49V80L47 81L48 82V87L52 90V92L53 93H55L54 95H55V98H56V109H57V116L58 117H63V118H67L68 117V111L69 110H71V109H69V110H66V106L68 105L67 104V102H66V105H65V107H63L64 105H62L63 104V101H65V98L68 100V96H71V95H68V90H70V88H68L69 86H67L66 85V83H65V81H63L62 80V76H63V65L64 64H62L63 63V61H64V53H66L65 51H64V48H66V49H70V50H72V48H74L72 45H67L66 44V42H65V39ZM70 38V37H69ZM77 38V37H76ZM76 38H73V39H76ZM103 38H105V36L103 37ZM102 38V39H103ZM122 39H123V37H121ZM219 38V37H218ZM241 38V37H240ZM45 39V38H44ZM44 39H42L43 41H44ZM73 39H72V41H73ZM77 39H79V38H77ZM98 39H101V37H99ZM109 39V38H108ZM114 39H115V37H114ZM236 39H238V38H236ZM14 40V41H13ZM47 40H49V39H47ZM54 40V39H53ZM85 40H87V39H84V42H85ZM113 40V39H112ZM178 40V39H177ZM41 41V40H40ZM41 42V43H44L45 44V42ZM75 41V40H74ZM78 41V40H77ZM79 41H83V40H79ZM92 41V40H91ZM99 41V43H100V40H98ZM37 42V41H36ZM36 42H34L33 43V45L36 43ZM48 42V41H47ZM51 42V41H50ZM83 42V43H84ZM234 42V41H233ZM67 43H68V41H67ZM72 43H74V42H72ZM86 43L88 44V42L86 41ZM85 43V44H86ZM90 43V42H89ZM102 43V42H101ZM107 43V42H106ZM235 43V42H234ZM236 43H237V41H236ZM235 43V44H236ZM240 43V42H239ZM37 44L38 43H36V46H37ZM47 44V43H46ZM79 44V43H78ZM80 44H82V42L80 43ZM79 44V45H80ZM86 44V45H87ZM92 44V43H91ZM90 44V46L92 47L93 45H94V43H93V45H91ZM97 44V43H96ZM95 44V45H96ZM110 44V43H109ZM28 45V44H27ZM32 45V44H31ZM41 45V44H40ZM48 45V44H47ZM77 45V44H76ZM100 45V44H99ZM229 45H231L230 43H229ZM7 46V47H8ZM12 46V45H11ZM11 46H10V48H11ZM14 46V45H13ZM12 46V47H13ZM50 46V45H49ZM48 46V47H49ZM89 46V45H88ZM88 46H87V48H88ZM98 46V45H97ZM101 46V45H100ZM113 46V45H112ZM116 46V45H115ZM122 46V45H121ZM6 47V48H7ZM38 47V46H37ZM43 47V46H42ZM47 47V48H48ZM76 47V49H77V46H75ZM82 46H80L79 48H81ZM91 47H90V50H91ZM96 47V46H95ZM102 47V46H101ZM100 47V48H101ZM106 47H107V45H106ZM239 47V46H238ZM14 48H15V46H14ZM24 48H26V47H24ZM29 48H30V46H29ZM32 48H34V47H32ZM39 48H41V47H39ZM50 48V47H49ZM49 48H48V50H49ZM79 48H78V51L80 52L81 51V49L79 50ZM118 48V47H117ZM233 47H231V49H232ZM4 49V50H3ZM19 49H21V48H19ZM42 49V48H41ZM44 49V51H45V49L46 48H43ZM51 49V48H50ZM75 49V48H74ZM75 49V50H76ZM94 49V48H93ZM96 49H97V47H96ZM103 49V48H102ZM124 49V48H123ZM128 49H130V48H127V50ZM233 49H236V47L235 48H233ZM7 50V49H6ZM9 50V49H8ZM23 49H21V51H22ZM35 50V49H34ZM33 50V51H34ZM37 50H38V48H37ZM69 50V51H70ZM98 50V49H97ZM100 50V49H99ZM114 50V49H113ZM122 50V49H121ZM125 50H126V48H125ZM228 50H229V48H228ZM19 51V50H18ZM39 51V50H38ZM44 51H42V53H44ZM130 51V50H129ZM132 51V50H131ZM130 51V52H131ZM232 50H230V52H231ZM6 52V51H5ZM9 52V51H8ZM11 52V51H10ZM20 52V51H19ZM23 52V51H22ZM22 52H20V53H22ZM27 51H25V53H26ZM29 52H30V50H29ZM37 52V51H36ZM79 52H78V54H79ZM82 52V51H81ZM119 52V51H118ZM233 52V51H232ZM242 52V51H241ZM249 52V51H248ZM247 52V53H248ZM250 52H251V50H250ZM250 52H249V54H250ZM18 53V52H17ZM24 53V54H25ZM41 53V54H42ZM47 53V52H46ZM50 53V52H49ZM71 53V55H73L72 53H75V52H70ZM69 52H68V54H70ZM108 53V52H107ZM112 53V52H111ZM128 53V51H126V54ZM235 53V52H234ZM233 53V54H234ZM244 53V52H243ZM246 53V54H247ZM9 54V53H8ZM36 54V53H35ZM38 54H39V52H38ZM40 54V55H41ZM97 54V53H96ZM125 54V53H124ZM231 53H229V56H232V55H230ZM236 54V53H235ZM9 55H11V54H9ZM8 55V56H9ZM13 55H15V53L13 54ZM23 55V54H22ZM21 55V56H22ZM29 55H30V53H29ZM47 55H49V54H47ZM50 55H51V53H50ZM75 55V54H74ZM73 55V56H74ZM93 55V54H92ZM105 55V54H104ZM16 56V55H15ZM23 56H25L26 57V55H23ZM33 56V55H32ZM37 56V55H36ZM43 56V55H42ZM44 56H46V54L44 55ZM65 56H66V54H65ZM76 56H77V54H76ZM79 56V55H78ZM77 56V57H78ZM129 56V55H128ZM127 56V57H128ZM251 56V55H250ZM13 56H11V58H12ZM38 57V56H37ZM48 57V56H47ZM50 57V56H49ZM68 57V56H67ZM77 57L75 58V59H77ZM87 57V56H86ZM123 57V56H122ZM227 57V56H226ZM232 57H234V55L232 56ZM10 58V59H11ZM17 58V57H16ZM16 58H15V60H16ZM19 60H21L22 59V57H21V59H20V54H19ZM24 58V57H23ZM42 58V57H41ZM46 58V57H45ZM68 58H70V57H68ZM93 58V57H92ZM237 58V57H236ZM240 58V57H239ZM247 58V57H246ZM249 58V57H248ZM49 59V58H48ZM85 59V58H84ZM94 59V58H93ZM232 59V58H231ZM251 59V58H250ZM12 60V59H11ZM10 60V61H11ZM18 60V59H17ZM41 60H43V59H41ZM73 60H74V58H73ZM86 60V59H85ZM130 60V59H129ZM233 60H234V58H233ZM236 60V59H235ZM237 60H238V58H237ZM253 60V59H252ZM22 62H24V59L23 60H21ZM68 61V60H67ZM67 61H64V63H66ZM79 60H77V62H78ZM82 61V60H81ZM103 61V60H102ZM105 61V60H104ZM108 61V60H107ZM239 61V60H238ZM38 62V61H37ZM44 62V61H43ZM42 62V63H43ZM71 62H72V58H71ZM76 62V61H75ZM77 62H76V65H77ZM233 62V61H232ZM235 62V61H234ZM237 62V61H236ZM244 62H245V60H244ZM254 62H255V60H254ZM253 61H252V63H254ZM19 63V62H18ZM96 63V62H95ZM259 63V62H258ZM257 63V65H259V64H261V63H259L258 64ZM20 64V66H21V63H19ZM44 64V63H43ZM67 64V63H66ZM72 64V63H71ZM105 64V63H104ZM17 65V64H16ZM24 65V64H23ZM78 65H80V64H78ZM123 65V64H122ZM251 64L249 63V66H250ZM19 66V67H20ZM36 66V65H35ZM39 66H41V65H39ZM69 65L67 64V67H68ZM72 66H75L74 64L72 65ZM72 66H70V68L72 67ZM111 66H112V64H111ZM228 66V65H227ZM234 66V65H233ZM238 66H239V64H238ZM246 66V65H245ZM245 66H244V68H245ZM248 66V67H249ZM253 66V65H252ZM42 67V66H41ZM77 67V66H76ZM76 67H73V68H76ZM82 67V66H81ZM104 67V66H103ZM132 67V66H131ZM247 67V68H248ZM255 67H257L256 66V63H255ZM255 67L253 66V68L255 69ZM258 67H260V66H258ZM16 68V67H15ZM35 68V67H34ZM47 69H48V66L46 67ZM78 68V67H77ZM87 68V67H86ZM96 68V67H95ZM101 68H102V66H101ZM117 68H119L118 67V65H117ZM16 69H18V68H16ZM46 69V70H47ZM93 69V68H92ZM106 69V66H105V68H104V70ZM113 69V68H112ZM115 69H116V67H115ZM124 69H126V68H124ZM248 69H250V68H248ZM252 69V68H251ZM261 68H259V70H260ZM261 69V70H262ZM18 70H20V69H18ZM22 70V69H21ZM20 70V73L21 72H23V71H21ZM33 70V69H32ZM38 70V69H37ZM44 70H45V68H44ZM44 70H43V72H44ZM82 70V69H81ZM106 70H109V69H106ZM120 70V69H119ZM118 70V71H119ZM128 70V69H127ZM253 70V69H252ZM257 70V69H256ZM67 70H65V72H66ZM74 71H75V69H74ZM115 71V70H114ZM129 71V70H128ZM131 71V70H130ZM130 71L128 72V73H130ZM47 72H49V71H47ZM70 72H71V69H70ZM107 73H108V71H106ZM117 72V71H116ZM126 73H127V71H125ZM124 72V73H125ZM132 72V71H131ZM238 72V71H237ZM257 72H258V70H257ZM263 71H261V73H262ZM125 73V74H126ZM228 73V72H227ZM226 73V74H227ZM238 73H240V72H238ZM256 73V72H255ZM260 73V72H259ZM260 73V74H261ZM22 74V73H21ZM44 74H45V72H44ZM43 74V75H44ZM69 74V73H68ZM72 74V73H71ZM75 74V73H74ZM95 74V73H94ZM103 74V73H102ZM184 74V73H183ZM230 74V73H229ZM229 74H227V75H229ZM245 74V73H244ZM101 75V74H100ZM104 75V74H103ZM110 75V74H109ZM113 75H115V74H113ZM120 75V74H119ZM231 75V74H230ZM242 75V74H241ZM248 75V74H247ZM254 75H256V74H254ZM259 75V74H258ZM15 76V77H14ZM25 76V75H24ZM36 76V75H35ZM65 76V75H64ZM70 76V75H69ZM71 76H73V75H71ZM97 76V75H96ZM111 77H112V75H110ZM117 76V75H116ZM123 76V75H122ZM129 76V75H128ZM131 76V75H130ZM239 77H240V75H238ZM253 76V75H252ZM262 75H260V77H261ZM19 77V76H18ZM119 77V76H118ZM117 77V79L119 80V78ZM121 77V76H120ZM133 77V76H132ZM228 77V76H227ZM232 77H234L235 78V76H232ZM231 77V78H232ZM255 77V76H254ZM259 77V76H258ZM262 77H264V75L262 76ZM39 78H40V76H39ZM46 78V77H45ZM44 78V79H45ZM104 78H106V77H103V79L102 80H104ZM129 78V77H128ZM171 78V77H170ZM226 78V77H225ZM229 78H230V76H229ZM238 78V77H237ZM245 78V77H244ZM25 79V78H24ZM23 79V80H24ZM34 79V78H33ZM44 79H41V81L42 80H44ZM64 79V78H63ZM108 79H109V77H108ZM114 79V78H113ZM135 79V78H134ZM226 79H228V78H226ZM240 79V78H239ZM242 79V78H241ZM258 79H260V78H258ZM257 79V80H258ZM23 80H21V81H23ZM47 80V79H46ZM64 80H66V78L64 79ZM68 80V79H67ZM71 80H73V78H71ZM129 80V79H128ZM231 80V79H230ZM255 80V79H254ZM25 81V80H24ZM27 81V80H26ZM38 81H39V79H38ZM68 81H70V80H68ZM105 81H107L106 79H105ZM109 81H110V79H109ZM124 81H125V79H124ZM131 80H129L128 82H130ZM226 81V80H225ZM241 81V80H240ZM246 81V80H245ZM252 81V80H251ZM28 82H30V81H28ZM33 82V81H32ZM46 82V81H45ZM44 82V83H45ZM73 82V81H72ZM103 82V81H102ZM114 82V81H113ZM121 82V81H120ZM134 82V81H133ZM228 81H226V83H227ZM230 82V81H229ZM235 82V81H234ZM239 82V81H238ZM242 82V81H241ZM241 82H240V84H241ZM244 82V81H243ZM242 82V83H243ZM255 82H257V81H255ZM24 83H26V82H24ZM40 83V82H39ZM42 83V82H41ZM180 83H182V82H180ZM232 83H233V81H232ZM250 83V82H249ZM252 83V82H251ZM259 83V82H258ZM21 84L23 85V83L21 82ZM72 84V83H71ZM70 84V85H71ZM75 84V83H74ZM130 84V83H129ZM134 84V83H133ZM136 84V83H135ZM170 84V83H169ZM230 84V83H229ZM234 84V83H233ZM232 84V85H233ZM238 84V83H237ZM245 84H246V82H245ZM248 84V83H247ZM25 85V84H24ZM37 85H39L38 83H37ZM46 85V84H45ZM73 85V84H72ZM104 85V84H103ZM138 85V84H137ZM171 85V84H170ZM178 85V84H177ZM184 85V84H183ZM231 85V84H230ZM248 85H254V83L253 84H248ZM27 86V85H26ZM36 86V85H35ZM40 86H41V84H40ZM39 86V87H40ZM131 86V85H130ZM237 86V85H236ZM235 86V87H236ZM239 86V85H238ZM251 86H250V89H251ZM255 86V85H254ZM21 87H23V86H21ZM33 87V86H32ZM45 87V86H44ZM73 87V86H72ZM75 87V86H74ZM181 87H182V85H181ZM190 87V86H189ZM230 87V86H229ZM234 87V86H233ZM247 87V86H246ZM25 88V87H24ZM26 88H28V87H26ZM34 88V87H33ZM47 88V87H46ZM48 88V89H49ZM76 88V87H75ZM74 88V89H75ZM131 88H132V86H131ZM130 88V89H131ZM176 88V87H175ZM180 88V87H179ZM183 88V87H182ZM181 88V89H182ZM231 88V87H230ZM229 88V89H230ZM239 88H241V87H239ZM253 88V87H252ZM41 89V88H40ZM126 90H127V88H125ZM171 89V88H170ZM185 89V88H184ZM191 89V88H190ZM233 90L235 89V88H232ZM242 89V88H241ZM245 89V88H244ZM247 89V88H246ZM249 89V88H248ZM253 89H255L256 90V87L255 88H253ZM253 89H252V91H253ZM20 90H21V88H20ZM29 90V89H28ZM34 90V92H35V89H33ZM77 90H78V88H77ZM106 90V89H105ZM124 90V89H123ZM132 90V89H131ZM134 90V89H133ZM187 90V89H186ZM185 90V91H186ZM264 90V89H263ZM43 91V90H42ZM50 91V90H49ZM232 91V90H231ZM237 91V90H236ZM256 91H259V90H256ZM255 91V93H258V92H256ZM20 92V91H19ZM18 92V93H19ZM21 92H23L22 90H21ZM25 92V91H24ZM23 92V93H24ZM28 92V91H27ZM26 92V93H27ZM32 92V91H31ZM30 92V93H31ZM34 92H32V93H34ZM41 92V91H40ZM39 92V93H40ZM71 92V91H70ZM73 92V91H72ZM71 92V93H72ZM75 92H76V90H75ZM75 92H74V94H75ZM130 92L131 91H129V94H130ZM228 92V91H227ZM249 92H250V90H249ZM249 92H247V93H249ZM254 92V91H253ZM38 93V92H37ZM37 93H35L36 95H38ZM124 93V92H123ZM135 93V92H134ZM136 93H138V92H136ZM189 93V92H188ZM29 94V93H28ZM27 94V95H28ZM45 94V93H44ZM43 94V95H44ZM49 94V93H48ZM52 94V93H51ZM73 94V93H72ZM102 94V93H101ZM125 94H126V92H125ZM127 94H128V91H127ZM128 94V95H129ZM233 94H235V93H233ZM237 94V93H236ZM235 94V95H236ZM244 94V93H243ZM253 95H254V93H252ZM260 93H258V95H259ZM262 94V93H261ZM264 94V93H263ZM25 95V94H24ZM42 95V96H43ZM53 95V94H52ZM53 95V96H54ZM102 95H104V94H102ZM124 95V94H123ZM136 95V94H135ZM141 95V94H140ZM144 95V94H143ZM235 95H233V96H235ZM238 95V94H237ZM248 94H246V96H247ZM250 96H251V93L249 94ZM248 95V96H249ZM19 96V95H18ZM33 96V95H32ZM39 96V95H38ZM75 96V95H74ZM107 96V95H106ZM142 96V95H141ZM156 96V95H155ZM155 96H153V97H155ZM230 96H232V95H230ZM264 96V95H263ZM22 97V96H21ZM24 97V96H23ZM25 97H27L26 95H25ZM24 97V98H25ZM29 97V96H28ZM41 96H39V98H40ZM73 96H71V98H72ZM125 97H127V96H125ZM131 97V96H130ZM134 97V96H133ZM253 97V96H252ZM260 97V95L258 96V98ZM23 98V99H24ZM44 98V97H43ZM70 98V97H69ZM70 98V99H71ZM128 98V97H127ZM141 98V97H140ZM168 98V97H167ZM174 98V97H173ZM237 98V97H236ZM241 98V97H240ZM263 98V97H262ZM26 99H28V98H26ZM35 99V98H34ZM47 99H49V98H47ZM73 99V98H72ZM106 99V98H105ZM136 99H137V96H136ZM144 99V98H143ZM148 99V98H147ZM157 99H159V98H157ZM181 99V98H180ZM238 99V98H237ZM255 99V98H254ZM45 100H46V98H45ZM51 99H49V101H50ZM78 100V99H77ZM149 100V99H148ZM153 100H154V98H153ZM156 100V99H155ZM162 100V99H161ZM20 101V100H19ZM26 101H28V100H26ZM36 101V100H35ZM55 101V100H54ZM128 101V100H127ZM135 101V100H134ZM139 101H141V100H139ZM150 101H151V99H150ZM245 101H249V100H245ZM252 101V100H251ZM258 101V100H257ZM262 101H263V103H264V100L262 99ZM261 101V102H262ZM21 102V101H20ZM19 102V103H20ZM25 102V101H24ZM23 102V103H24ZM37 102H39V101H37ZM48 102V101H47ZM70 102H72V101H70ZM129 102V101H128ZM136 102H138V100L136 101ZM154 102V101H153ZM232 102V101H231ZM243 102V101H242ZM26 103V102H25ZM41 103V102H40ZM55 103V102H54ZM65 103V102H64ZM68 103H69V101H68ZM73 103V102H72ZM247 103V102H246ZM250 103V102H249ZM258 103V102H257ZM262 103V104H263ZM37 104V103H36ZM45 104V103H44ZM46 104H48V103H46ZM51 104V103H50ZM50 104H48L49 105V107H50ZM127 104V103H126ZM132 104V103H131ZM138 104V103H137ZM156 104V103H155ZM185 104V103H184ZM230 104V103H229ZM239 104V103H238ZM256 104V103H255ZM259 104H260V101H259ZM47 105V106H48ZM74 106L76 105V104H73ZM72 105V106H73ZM135 105H136V103H135ZM135 105H134V103H133V107H135ZM142 105V104H141ZM153 105V104H152ZM158 105V104H157ZM160 105V104H159ZM253 105V104H252ZM258 105V104H257ZM17 106V105H16ZM24 106V105H23ZM22 105H21V107H23ZM71 106V107H72ZM132 106V105H131ZM130 105L128 106V107H131ZM137 106V105H136ZM154 106H156V105H154ZM231 106V105H230ZM238 106V105H237ZM240 106V105H239ZM262 106V105H261ZM19 107V106H18ZM20 107V108H21ZM46 108V106H44L43 105V108ZM68 107V106H67ZM69 107H70V105H69ZM75 107H77L78 109H79V105L78 106H75ZM81 107V106H80ZM123 107H124V105H123ZM139 107V106H138ZM137 107V108H138ZM143 106H141V108H142ZM162 107V106H161ZM174 107V106H173ZM256 107V106H255ZM73 108V107H72ZM136 108V107H135ZM135 108H133V109H135ZM149 108V107H148ZM159 108V107H158ZM157 108V109H158ZM232 108V107H231ZM248 108V107H247ZM252 108V107H251ZM260 108V107H259ZM264 108V107H263ZM24 109V108H23ZM22 109V110H23ZM74 109V108H73ZM83 109V108H82ZM143 109V108H142ZM186 109V108H185ZM235 109V108H234ZM239 109V108H238ZM262 109V108H261ZM46 110V109H45ZM44 110V111H45ZM48 110V109H47ZM50 110V109H49ZM54 110V109H53ZM52 110V111H53ZM75 110H77L76 108L73 110V112L75 111ZM139 110V109H138ZM138 110H134L133 112H135V111H137L138 112ZM149 110V109H148ZM147 110V111H148ZM151 110H152V108H151ZM153 110H155V109H153ZM179 110V109H178ZM196 110V109H195ZM240 110V109H239ZM243 110V109H242ZM241 110V111H242ZM254 110V109H253ZM259 110V109H258ZM258 110H257V112H258ZM43 111V110H42ZM83 111V110H82ZM127 111H128V109H127ZM180 111V110H179ZM184 111V110H183ZM236 111V110H235ZM252 111V110H251ZM260 112L261 111H263L264 112V110H259ZM24 112V111H23ZM22 112V113H23ZM47 112V111H46ZM71 112H72V110H71ZM80 112V111H79ZM87 112V111H86ZM130 112V111H129ZM129 112H127V114L129 113ZM141 112H142V110H141ZM140 112V113H141ZM155 112V111H154ZM239 112V111H238ZM253 112V111H252ZM49 113V112H48ZM77 113V112H76ZM82 113H84V112H82ZM146 113H148V112H146ZM151 113V112H150ZM183 113V112H182ZM187 113H188V111H187ZM249 113H251V112H249ZM256 113V112H255ZM255 113H252V114H255ZM53 114H55V113H53ZM79 115H80V113H78ZM130 114V113H129ZM134 114V113H133ZM132 114V115H133ZM247 114H248V112H247ZM251 114V115H252ZM258 114H259V112H258ZM263 114V113H262ZM47 115V114H46ZM72 115V114H71ZM79 115H78V117H79ZM84 115V114H83ZM131 115V114H130ZM143 115V114H142ZM237 115V114H236ZM256 115V114H255ZM55 116V115H54ZM134 116V115H133ZM138 116V115H137ZM246 116V115H245ZM254 116V115H253ZM51 117V116H50ZM56 117V116H55ZM54 117V118H55ZM58 117H57V120H59L58 119ZM71 117H73V116H71ZM74 117H76V116H74ZM77 117V118H78ZM83 117V116H82ZM255 117V116H254ZM258 117V116H257ZM65 118V119H66ZM81 118V117H80ZM96 118V117H95ZM133 118V117H132ZM141 118V117H140ZM151 118H152V116H151ZM186 118V117H185ZM248 118V117H247ZM52 119V118H51ZM82 119V118H81ZM80 119V120H81ZM153 119V118H152ZM154 119H156V117L154 118ZM164 119V118H163ZM252 119V118H251ZM250 119V120H251ZM259 119V118H258ZM50 120V119H49ZM56 120V119H55ZM67 120V119H66ZM79 120V121H80ZM136 120V119H135ZM139 120V119H138ZM149 120H151L150 118H149ZM157 120V119H156ZM191 120V119H190ZM254 120V119H253ZM63 121H64V119H63ZM70 121V120H69ZM69 121L68 122H66V123H69ZM73 121V120H72ZM78 121V120H77ZM83 121V120H82ZM162 121V120H161ZM56 122V121H55ZM62 122V121H61ZM65 122V121H64ZM63 122V123H64ZM75 122V121H74ZM138 122V121H137ZM151 122V121H150ZM157 122V121H156ZM155 122V123H156ZM239 122V121H238ZM252 122V121H251ZM260 122V121H259ZM52 123V122H51ZM73 123V122H72ZM78 123V122H77ZM158 123V122H157ZM156 123V124H157ZM232 123V122H231ZM257 123V122H256ZM47 124H49V123H47ZM46 124V125H47ZM52 124H54V123H52ZM52 124H49V127L52 125ZM55 124H58V123H55ZM54 124V125H55ZM79 124V123H78ZM83 124V123H82ZM81 124V121H80V125H82ZM138 124H139V122H138ZM141 124V123H140ZM159 124H160V122H159ZM158 124V125H159ZM255 124V123H254ZM59 125H60V123H59ZM63 125H65V124H63ZM67 125V124H66ZM71 125V124H70ZM69 125V126H70ZM73 125H74V123H73ZM148 125V124H147ZM157 125V126H158ZM256 125V124H255ZM263 125V124H262ZM27 126V127H28ZM34 126V127H35ZM48 126V125H47ZM46 126V127H47ZM53 126V125H52ZM58 126V125H57ZM57 126H55V127H57ZM62 126V125H61ZM149 126H150V124H149ZM152 126V125H151ZM156 126V125H155ZM160 126H162V125H160ZM261 126V125H260ZM26 127V128H27ZM45 127V126H44ZM54 127V126H53ZM63 128H64V126H62ZM67 127V126H66ZM66 127H65V129H66ZM86 127V126H85ZM238 127V126H237ZM256 127H257V125H256ZM31 128H32V126H31ZM62 128V129H63ZM72 129L73 128H75V127H71ZM81 128H82V126L80 127V130H81ZM157 128V127H156ZM248 128V127H247ZM32 129H34V128H32ZM50 129V128H49ZM54 129V128H53ZM56 129V128H55ZM65 129H63V130H65ZM67 129H69V127H67ZM77 129V128H76ZM87 129V128H86ZM85 129V130H86ZM37 130V129H36ZM40 130V131H41ZM56 130H58V128L56 129ZM71 130V129H70ZM78 130H79V128L77 129V132H78ZM144 130H146V129H144ZM155 130V129H154ZM27 131H28V129H27ZM34 131V130H33ZM48 131V130H47ZM50 131V130H49ZM60 131H62V130H59L58 132H60ZM66 131V130H65ZM82 131L84 132V130L82 129ZM81 131V132H82ZM159 131V130H158ZM166 131V130H165ZM237 131V130H236ZM240 131H242L241 129H240ZM53 132V131H52ZM56 132V131H55ZM54 132V133H55ZM68 132V131H67ZM76 132V131H75ZM76 132V133H77ZM80 132V131H79ZM80 132V133H81ZM82 132V133H83ZM135 132V131H134ZM152 132V131H151ZM28 133H29V131H28ZM33 134H34V132H32ZM37 133V132H36ZM42 133H44V132H42ZM42 133H41V135H42ZM62 134H63V132H61ZM60 133V136H59V133H58V136L59 137H61V134ZM64 133H66V132H64ZM71 133H73V132H71ZM70 133V134H71ZM103 133V132H102ZM246 133H248L249 134V136H250V138H248V139H250L251 141H252V143L253 144H256L257 145V147L259 148L258 150L259 151H261L260 153H261V155H263V157H264V126L262 127V128H254V129H252V130H250L249 132H248V130H246ZM245 133V134H246ZM30 134H31V132H30ZM29 134V135H30ZM79 134V133H78ZM85 134V133H84ZM83 134V135H84ZM139 134V133H138ZM148 134V133H147ZM240 134V133H239ZM38 135H39V133H38ZM37 135V136H38ZM65 134H63V136H64ZM68 135V134H67ZM77 135V134H76ZM243 135V134H242ZM31 136V135H30ZM78 136V135H77ZM80 136V135H79ZM82 136V135H81ZM80 136V137H81ZM86 136V135H85ZM90 136V135H89ZM138 136V135H137ZM244 136V135H243ZM246 136V135H245ZM35 137H36V135H35ZM58 137V138H59ZM67 137V136H66ZM72 137V136H71ZM74 137H76V136H74ZM73 137V138H74ZM83 137V136H82ZM142 137V136H141ZM148 137V136H147ZM40 138V137H39ZM38 138V139H39ZM42 138H44L43 136H42ZM57 138V139H58ZM150 138V137H149ZM158 138V137H157ZM31 139V138H30ZM36 139V138H35ZM61 139V138H60ZM62 139H64V138H62ZM62 139H61V141H62ZM83 139V138H82ZM81 139V140H82ZM85 139V138H84ZM86 139H87V137H86ZM94 139V138H93ZM138 139H139V137H138ZM156 139V138H155ZM243 139V138H242ZM241 139V140H242ZM45 140V139H44ZM68 140V139H67ZM73 140V139H72ZM71 140V141H72ZM74 140H76V138H74ZM185 140V139H184ZM64 141V140H63ZM71 141H68V142H71ZM76 141H79V139H77ZM84 141V140H83ZM86 141V140H85ZM158 141V140H157ZM60 142V141H59ZM81 142V141H80ZM79 142V143H80ZM140 142V141H139ZM145 142V141H144ZM151 142V141H150ZM61 143V142H60ZM72 144H73V142H71ZM82 143V142H81ZM93 143H95V142H93ZM92 143V144H93ZM100 143V142H99ZM200 143V142H199ZM243 143V142H242ZM249 143H251V142H249ZM59 144V143H58ZM68 143H66V145H67ZM71 144V145H72ZM74 144H75V142H74ZM77 144V143H76ZM76 144L74 145V147L76 146ZM83 144V143H82ZM82 144H80V145H82ZM96 144V143H95ZM95 144H93V146H95ZM131 144H132V142H131ZM188 144V143H187ZM245 144V143H244ZM252 144V145H253ZM56 145V144H55ZM54 145V146H55ZM70 145V146H71ZM251 145V144H250ZM65 146V145H64ZM70 146H68L69 147V151H74V149L76 148H74L73 150H71V148H70ZM79 145H77V147H78ZM83 146V145H82ZM97 146V145H96ZM100 146V145H99ZM133 146V145H132ZM243 146V145H242ZM255 146V145H254ZM253 146V147H254ZM62 147V146H61ZM67 147V148H68ZM71 147H73V146H71ZM182 147V146H181ZM190 147V146H189ZM251 147V146H250ZM256 147V146H255ZM67 148H65L66 150H67ZM81 147H79L78 149H80ZM204 148V147H203ZM241 148V147H240ZM25 149H27V147L25 148ZM54 149V148H53ZM64 149V150H65ZM251 149H252V147H251ZM22 150V152L24 153V154H26L25 156H24V154L22 155V153L20 152ZM51 150H52V153L50 154V152H51ZM81 150V149H80ZM84 150V149H83ZM190 150V149H189ZM253 150V149H252ZM257 150V149H256ZM62 152H63V149L61 150ZM79 151V150H78ZM78 151H76V152H78ZM107 151V150H106ZM202 151V150H201ZM204 151V150H203ZM27 152V151H26ZM61 152V153H62ZM67 152V151H66ZM65 152V153H66ZM64 153V152H63ZM79 153V152H78ZM78 153H76V154H78ZM90 153V152H89ZM185 153H187V152H185ZM189 153V152H188ZM193 153V152H192ZM67 154V153H66ZM65 154V155H66ZM71 153H69V154H67V157H68V155H70ZM258 154V153H257ZM257 154H255V155H257ZM57 156H58V154H56ZM56 155H54L55 156V158L54 159H56ZM179 155H180V153H179ZM182 155H184V154H182ZM182 155H181V157H182ZM185 155H187V154H185ZM189 155H190V153H189ZM193 155V154H192ZM238 155V154H237ZM254 155V156H255ZM70 156H73V155H70ZM74 156H76V155H74ZM259 156V155H258ZM257 156V158H259ZM83 157V156H82ZM92 157V156H91ZM177 157V156H176ZM180 157V156H179ZM189 157V156H188ZM192 157V156H191ZM250 157H252V156H250ZM256 157V156H255ZM254 157V158H255ZM61 158H64V154H63V157H61ZM115 158V157H114ZM165 158V157H164ZM183 158V157H182ZM187 158V157H186ZM186 158H184V160L186 159ZM253 158V159H254ZM81 159V158H80ZM112 159V158H111ZM252 159V158H251ZM260 159V158H259ZM259 159H256V160H258L256 163L258 164V162L260 163V161H259ZM57 162L59 161L58 160V157H57ZM66 160V159H65ZM64 160V161H65ZM70 160H72V159H70ZM83 160H84V158H83ZM107 160V159H106ZM190 159H188L186 162H187V164H189V161ZM255 160V159H254ZM255 160V161H256ZM6 161H4V162H6ZM61 162L63 161L62 159L60 160ZM86 161V160H85ZM112 161V160H111ZM182 161V159L180 160V162ZM184 161V162H185ZM192 161H194V160H192ZM245 161V160H244ZM262 162H264L263 160H261ZM66 162V161H65ZM72 162V161H71ZM114 162V161H113ZM152 162H154V161H152ZM190 162H191V160H190ZM232 162V161H231ZM9 163V162H8ZM13 163H11V164H13ZM55 163V162H54ZM52 164V165H56V163L55 164ZM60 163V162H59ZM84 163H86V162H84ZM109 163H111L110 161H109ZM173 163V162H172ZM175 163V166H176V163L177 162H174ZM250 163V162H249ZM1 164H2V162H1ZM62 164V163H61ZM113 164V163H112ZM111 164V165H112ZM180 164H182V163H180ZM193 164H195V163H193L192 162V164L190 163V165H193ZM242 164V163H241ZM255 164V163H254ZM256 164V165H257ZM52 165H51V168H52ZM60 165V164H59ZM59 165H58V167H59ZM85 165V164H84ZM91 165V164H90ZM163 165V164H162ZM184 165H185V163L182 165L183 167H184ZM228 165V164H227ZM255 165V166H256ZM263 165V164H262ZM12 166V165H11ZM61 166V165H60ZM114 166V165H113ZM174 166V165H173ZM172 166V167H173ZM242 166V165H241ZM246 166V165H245ZM261 166V165H260ZM6 167V166H5ZM9 167V166H8ZM7 167V168H8ZM63 167V166H62ZM70 167V166H69ZM112 167V166H111ZM186 167H188V168H190L189 166H186ZM192 167H194V166H192ZM249 167V166H248ZM247 167V168H248ZM54 168V167H53ZM52 168V169H53ZM61 168V167H60ZM60 168H58V169H60ZM113 168V167H112ZM111 168V169H112ZM167 168V167H166ZM196 168V167H195ZM231 168V167H230ZM246 168V169H247ZM61 169H63L64 170V168H61ZM92 169V168H91ZM110 169V170H111ZM115 169H117V168H115ZM174 169H175V167H174ZM174 169H172V170H174ZM177 169H179V168H177ZM177 169H175V170H177ZM187 169V168H186ZM191 169V168H190ZM193 169V168H192ZM244 169H245V167H244ZM45 170V174L46 175H44L43 173V171ZM55 170V169H54ZM62 170V171H63ZM70 170V169H69ZM79 170H81V169H79ZM85 170V169H84ZM118 170V169H117ZM174 170V171H175ZM182 170V169H181ZM185 170V169H184ZM188 170V169H187ZM231 170V169H230ZM236 170H238V169H236ZM240 170H242V168L240 169ZM248 170V169H247ZM257 170V169H256ZM9 171V170H8ZM51 171V170H50ZM160 171V170H159ZM178 171V170H177ZM180 171V170H179ZM188 171H190V170H188ZM192 171H194V169L192 170ZM68 172V171H67ZM85 172V171H84ZM163 172V171H162ZM182 172V171H181ZM208 172V171H207ZM206 172V173H207ZM225 172V171H224ZM227 172H229V171H227ZM226 172V173H227ZM242 173H247V172H243V170L241 171ZM256 172V171H255ZM25 173H28L29 174V176L28 175H26L27 177H25L24 175H25ZM51 173V172H50ZM53 173H55V171L53 172ZM56 173H57V171H56ZM55 173V175H58V174H56ZM73 173V172H72ZM88 173V172H87ZM115 173V172H114ZM118 173V172H117ZM123 173V172H122ZM160 173V172H159ZM183 173V172H182ZM189 173V172H188ZM52 174V173H51ZM62 174V173H61ZM67 174V173H66ZM80 174V173H79ZM113 174V173H112ZM156 174V173H155ZM179 175H180V172L178 173ZM234 174V173H233ZM237 174V173H236ZM241 174V173H240ZM250 174V173H249ZM91 175V174H90ZM123 175H124V173H123ZM162 175H164V174H162ZM183 175V174H182ZM229 175H230V173H229ZM242 175V174H241ZM244 175H246V174H244ZM248 175V174H247ZM54 176V175H53ZM111 176V175H110ZM114 176V175H113ZM125 176V175H124ZM123 176V177H124ZM197 175H195V177H196ZM238 176V175H237ZM54 177H56V176H54ZM54 177H52V179L54 178ZM80 177V176H79ZM102 177V176H101ZM119 177H120V175H119ZM118 177V178H119ZM122 177V176H121ZM122 177V178H123ZM125 177H127V175L125 176ZM124 177V178H125ZM155 177H157V176H155ZM169 177V176H168ZM193 177V176H192ZM198 177V176H197ZM227 177V176H226ZM231 177V176H230ZM236 177V176H235ZM242 177H243V175H242ZM247 177V179H248V176H246ZM59 178H60V176H59ZM62 178V177H61ZM64 178V177H63ZM117 178V177H116ZM116 178H115V180H116ZM117 178V179H118ZM122 178L120 179V180H122ZM174 178V177H173ZM232 178V177H231ZM238 178H239V176H238ZM241 178V177H240ZM257 178V177H256ZM55 179V178H54ZM58 179V178H57ZM73 179V178H72ZM114 180V177L113 178H111V180ZM137 179V178H136ZM163 179V178H162ZM184 179V178H183ZM209 179V178H208ZM235 179V178H234ZM233 179V180H234ZM246 179V178H245ZM263 179V178H262ZM49 180V181H48ZM56 180V179H55ZM54 180V181H55ZM128 181H130L129 179H127ZM164 180V179H163ZM187 180H188V178H187ZM201 180V179H200ZM199 180V178H198V180H196V181H200ZM223 180V179H222ZM233 180H231V181H233ZM236 180H237V177H236ZM248 180H250V179H248ZM252 180H254L253 178H252ZM57 181V180H56ZM59 181V180H58ZM102 181V180H101ZM118 181V180H117ZM123 181V180H122ZM191 181V180H190ZM189 181V183H191ZM195 181V180H194ZM195 181V182H196ZM237 181H239V180H237ZM236 181V182H237ZM247 181V180H246ZM246 181L244 182V183H246ZM60 182V181H59ZM118 182H120V181H118ZM124 182V181H123ZM186 182H188V181H186ZM235 182V183H236ZM251 182V181H250ZM57 183V182H56ZM84 183V182H83ZM107 183V182H106ZM111 183H112V181H111ZM113 183H115V181L113 182ZM121 183V182H120ZM126 183V182H125ZM128 183V182H127ZM198 183V182H197ZM201 183V182H200ZM231 183V182H230ZM234 183V182H233ZM239 183V182H238ZM243 183V182H242ZM249 183V182H248ZM258 183V182H257ZM53 184V183H52ZM62 184V183H61ZM72 184V183H71ZM105 184V183H104ZM108 184H110V183H108ZM116 184V183H115ZM137 184V183H136ZM148 184V183H147ZM181 184V183H180ZM188 184V183H187ZM194 184V183H193ZM196 184V183H195ZM194 184V185H195ZM240 184H241V182H240ZM251 184V183H250ZM263 184V183H262ZM46 185V184H45ZM56 185V184H55ZM59 185V184H58ZM81 185H83V184H81ZM80 185V186H81ZM111 185V184H110ZM109 185V186H110ZM114 185V184H113ZM122 185V184H121ZM186 184L184 183V186H185ZM190 185H192V184H190ZM234 185H236V184H234ZM47 186H49V185H47ZM60 186V185H59ZM84 186V185H83ZM125 186V185H124ZM189 185H187V187H188ZM236 186H238V184L236 185ZM244 186V185H243ZM246 186V185H245ZM254 186V185H253ZM264 186V185H263ZM63 187V186H62ZM61 187V188H62ZM65 187V186H64ZM64 187H63V190H64ZM67 187V186H66ZM65 187V188H66ZM74 187H75V185H74ZM82 187V186H81ZM187 187H186V189H187ZM198 187H200V184L198 185ZM234 187V186H233ZM258 187V186H257ZM55 188H56V186H55ZM58 188V187H57ZM60 188V187H59ZM69 188V190H70V186L68 187ZM114 188V187H113ZM113 188H110V190H112ZM120 188V187H119ZM122 188H124V187H122ZM122 188L120 189V191H123L122 190ZM183 188V187H182ZM185 188V187H184ZM184 188L183 189H181V190H184ZM197 188V187H196ZM212 188H213V186H212ZM252 188V187H251ZM259 188V187H258ZM72 189V188H71ZM81 189V188H80ZM107 189H108V187H107ZM175 189V188H174ZM186 189H185V191H186ZM193 189V188H192ZM191 189V190H192ZM200 189V188H199ZM14 190H17V193L16 192H14ZM46 190H48V189H46ZM45 190V191H46ZM68 190V189H67ZM73 190V189H72ZM75 190V189H74ZM73 190V191H74ZM105 190V189H104ZM109 190V189H108ZM118 190V189H117ZM116 190V191H117ZM125 190V189H124ZM189 190H190V188H189ZM258 190V189H257ZM48 191H50V190H48ZM57 191V190H56ZM71 191V190H70ZM72 191V192H73ZM78 191V190H77ZM80 191V190H79ZM78 191V192H79ZM81 191H84V190H81ZM113 191V190H112ZM252 191V190H251ZM64 193H66V190L65 191H63ZM71 192V193H72ZM125 192L126 193H128L129 194V192H127L126 190H125ZM144 192V191H143ZM143 192L142 193H140V194H143ZM149 192V191H148ZM184 192V191H183ZM16 193V194H15ZM49 193V192H48ZM51 193H52V191H51ZM50 193V194H51ZM71 193H69L70 194V196L73 194H71ZM74 193H75V191H74ZM85 193H86V191H85ZM84 193V194H85ZM113 193V192H112ZM118 193V192H117ZM122 193V192H121ZM154 193V192H153ZM49 194V195H50ZM53 194V193H52ZM57 194V193H56ZM55 194V195H56ZM61 194H62V192H61ZM80 194V193H79ZM150 194V193H149ZM184 194V193H183ZM211 194V193H210ZM251 194V193H250ZM256 194V193H255ZM48 195V196H49ZM67 195V194H66ZM65 195V196H66ZM89 195H90V193H89ZM130 195H132L131 194V192H130ZM144 195L145 194H143V196L142 197H144ZM147 195V194H146ZM167 195V194H166ZM196 195V194H195ZM57 196H59V194L57 195ZM62 196H63V194H62ZM62 196H60V197H56L57 199L58 198H61ZM104 196V195H103ZM124 196H126V195H124ZM149 196V195H148ZM156 196V195H155ZM154 196V197H155ZM203 196V195H202ZM247 196V195H246ZM50 197V196H49ZM51 197H53V196H51ZM55 197V196H54ZM53 197V198H54ZM68 197V196H67ZM74 197H76V194H75V196ZM79 197V196H78ZM118 197V196H117ZM147 197V196H146ZM66 198V197H65ZM84 198H85V196H84ZM94 198V197H93ZM97 198V197H96ZM133 198V197H132ZM140 198V197H139ZM149 198H152V197H149ZM185 198V197H184ZM252 198V197H251ZM256 198V197H255ZM259 198V197H258ZM49 199V198H48ZM55 199V198H54ZM53 199V200H54ZM64 199V198H63ZM79 199H81V196H80V198ZM85 199H87V198H85ZM84 199V200H85ZM98 199V198H97ZM118 199V198H117ZM126 199V198H125ZM141 199V198H140ZM168 199V198H167ZM167 199H166V202H167ZM261 199V198H260ZM50 200H51V198H50ZM69 200V199H68ZM78 200V199H77ZM76 200V201H77ZM82 200V199H81ZM91 200V199H90ZM89 200V201H90ZM94 200V199H93ZM130 200V199H129ZM142 200V199H141ZM145 200V199H144ZM150 200V199H149ZM155 200V199H154ZM158 200V199H157ZM175 200V199H174ZM193 200V199H192ZM203 200V199H202ZM226 200V199H225ZM58 201H60V200H58ZM83 201V200H82ZM89 201H87L88 203H89ZM92 201V200H91ZM128 201V200H127ZM153 201V200H152ZM160 201V200H159ZM165 201V200H164ZM181 201V200H180ZM255 201H257V199L255 200ZM254 201V202H255ZM62 202H64V200L62 201ZM67 202L68 201H66V205H67V207L68 206H70V205H68L67 204ZM70 202L72 203V201L70 200ZM75 202V201H74ZM74 202H73V204H74ZM98 202V201H97ZM96 202V203H97ZM151 202V201H150ZM248 202V201H247ZM251 202V201H250ZM254 202H252V204L254 203ZM258 202L259 201H257L256 203L258 204ZM53 203H54V201H53ZM76 203V202H75ZM78 203V202H77ZM84 203H85V201H84ZM92 203V202H91ZM95 203V202H94ZM93 203V204H94ZM99 203V202H98ZM103 203V202H102ZM134 203V202H133ZM136 203H137V201H136ZM152 203V202H151ZM154 203H155V201H154ZM154 203L152 204V205H154ZM158 203V202H157ZM159 203H161V202H159ZM163 203V202H162ZM201 203V202H200ZM256 203H255V205H256ZM52 204V203H51ZM50 204V205H51ZM60 204V203H59ZM63 204V203H62ZM86 204V203H85ZM120 204H121V202H120ZM165 204V203H164ZM170 204V202L168 203V205ZM247 204H249V203H247ZM49 205V204H48ZM47 205V206H48ZM75 205V204H74ZM74 205H73V207H74ZM96 205V204H95ZM94 205V206H95ZM105 205V204H104ZM107 205V204H106ZM135 205H137V204H135ZM144 205V204H143ZM254 205V206H255ZM260 205H262V204H260ZM264 205V204H263ZM52 206V205H51ZM59 206H61V205H59ZM81 206V205H80ZM86 206V205H85ZM94 206H92V207H94ZM162 206H163V204H162ZM220 206V205H219ZM247 206V205H246ZM253 206V205H252ZM24 207H22L21 209H23L24 210ZM62 207H63V205H62ZM72 207V206H71ZM70 207V208H71ZM82 207H84L83 206V204H82ZM90 207V206H89ZM102 207V206H101ZM111 207V206H110ZM114 207V206H113ZM132 207H135L134 206V204H133V206L131 205V208ZM138 207H140V206H138ZM142 207V206H141ZM140 207V208H141ZM153 207H155L156 208V206H153ZM157 207H158V205H157ZM171 207V206H170ZM194 207H195V205H194ZM250 207H251V204H250ZM69 208V209H70ZM77 208H78V206H77ZM86 208H87V206H86ZM86 208H85V210H86ZM98 208V207H97ZM104 208H106V207H104ZM103 208V209H104ZM120 208H122V207H120ZM136 208V207H135ZM140 208H139V210H140ZM143 208H145V207H143ZM159 208V207H158ZM162 208V207H161ZM174 208V207H173ZM198 208V207H197ZM251 208H254V207H251ZM250 208V209H251ZM261 208V207H260ZM68 209V210H69ZM76 209V208H75ZM80 209V208H79ZM101 209V208H100ZM109 209V208H108ZM138 209V208H137ZM160 209V208H159ZM158 209V210H159ZM171 209V208H170ZM248 209V208H247ZM71 210H74L73 208L71 209ZM105 210V209H104ZM110 210H112V209H110ZM116 210V209H115ZM114 210V211H115ZM119 210V209H118ZM117 210V211H118ZM123 210V209H122ZM128 210V209H127ZM148 210V209H147ZM166 210H168L169 211V209L167 208ZM198 210V209H197ZM253 210V209H252ZM21 211V210H20ZM25 211H27V210H25ZM47 210H46V208H45V212H46ZM76 211V210H75ZM79 211V210H78ZM82 211H83V208H82ZM87 213H86V215H88V213H91V212H93L94 211V209H93V211H91V208L88 210V208H87ZM95 211H97L96 210V208H95ZM116 211V212H117ZM132 211V210H131ZM130 211V212H131ZM161 211H163V208H162V210ZM164 211H165V209H164ZM208 211V210H207ZM258 211V210H257ZM22 212V211H21ZM32 212V213H33ZM42 212H43V210H42ZM102 212H104V211H102ZM108 212V211H107ZM119 212V211H118ZM123 212V211H122ZM135 212V211H134ZM141 212V211H140ZM139 212V213H140ZM219 212V211H218ZM227 212V211H226ZM245 212V211H244ZM247 212V211H246ZM249 212H251V211H249ZM254 212V211H253ZM253 212H251V213H253ZM256 212V211H255ZM26 213V212H25ZM39 213H41V211L39 212ZM44 213V212H43ZM43 213H41L42 215H43ZM63 213H64V211H63ZM66 213H68V212H66ZM84 213V212H83ZM82 213V214H83ZM99 213H100V211H99ZM110 213V212H109ZM123 213H125V212H123ZM123 213H121V214H123ZM156 213V212H155ZM199 213H201V212H199ZM251 213H249V214H247V215H250ZM21 214V215H20ZM31 214V213H30ZM30 214H28V216L30 215ZM35 214V215H36ZM41 214H40V217H42L41 216ZM70 214V213H69ZM77 214V213H76ZM85 214V213H84ZM92 214V213H91ZM90 214V215H91ZM94 214V213H93ZM104 214H107V213H105L104 212ZM120 213L118 214V215H121ZM126 214H128V213H126ZM137 214V213H136ZM153 214V213H152ZM158 214V213H157ZM219 214V213H218ZM246 214H245V216L244 217H246ZM256 214H257V212H256ZM26 215V214H25ZM34 215V214H33ZM46 215H47V213H46ZM50 215V214H49ZM71 215V214H70ZM86 215H84L85 217H86ZM100 215L101 214H99V217H94L95 218V220H93V222H95V224H96V226L97 227H99L100 229H101V231H103L102 229H107V226L106 225H109L107 222H104L103 220H106V219H103V217H100ZM109 215V214H108ZM112 215H113V212H112ZM167 215V214H166ZM234 215V214H233ZM239 215H241V214H239ZM258 215V214H257ZM48 216V215H47ZM46 216V217H47ZM65 216V215H64ZM79 216V215H78ZM94 215H92V217H93ZM117 216V215H116ZM115 216V217H116ZM125 216V215H124ZM123 216V217H124ZM227 216V215H226ZM238 216V215H237ZM251 216H252V214H251ZM249 217L248 219L247 218H245V219H247L245 222L247 223V226H248V228H249V231L247 232V234H249L248 235V240H247V238H245L248 242H249V245L250 244H253L255 247H253L254 249L253 250H255V248L257 249V247H259V246H262L263 244H264V242L262 243V241H264L263 239H264V217L262 218V217H256V216H252V217ZM24 217V216H23ZM25 217H27V215L25 216ZM35 216H33V218H34ZM46 217H44L43 219H42V221L46 218ZM66 217V216H65ZM64 217V218H65ZM68 218H71V217H69V216H67ZM73 217V216H72ZM77 217V216H76ZM84 217V218H85ZM87 217H89V215L87 216ZM91 217V218H92ZM105 217V216H104ZM106 217H107V215H106ZM113 217V216H112ZM112 217H111V220H112ZM118 217V216H117ZM116 217V218H117ZM120 217V216H119ZM122 217V216H121ZM120 217V218H121ZM155 217V216H154ZM174 217V216H173ZM178 217V216H177ZM240 217V216H239ZM242 217V216H241ZM243 217V218H244ZM39 218V217H38ZM80 218V217H79ZM82 218V217H81ZM109 218V217H108ZM114 218V217H113ZM116 218H114L115 220H116V222H119V220L118 219H116ZM125 218V217H124ZM127 218V217H126ZM135 218V217H134ZM166 218H167V216H166ZM32 219V218H31ZM37 219V218H36ZM40 219V218H39ZM47 219V218H46ZM50 219V218H49ZM73 219V218H72ZM78 219V218H77ZM77 219H74V220H77ZM87 219V218H86ZM121 219H123V218H121ZM120 219V220H121ZM132 219V218H131ZM147 219V218H146ZM145 219V220H146ZM160 219V218H159ZM199 219V218H198ZM22 220V219H21ZM23 220H25V219H23ZM32 220H35V219H32ZM48 220V219H47ZM53 220V219H52ZM71 220V219H70ZM80 220V219H79ZM108 220V219H107ZM109 220H110V218H109ZM108 220V221H109ZM118 220V221H117ZM161 220V219H160ZM162 220H165V218L164 219H162ZM170 220V219H169ZM176 220V219H175ZM194 220V219H193ZM244 220V219H243ZM30 221V220H29ZM37 221V220H36ZM40 221V220H39ZM45 221V220H44ZM84 221H85V219H84ZM165 221H167L168 222V219L167 220H165ZM234 221V220H233ZM240 221L242 222V220H241V218H240ZM25 222V221H24ZM33 223H34V221H32ZM38 222V221H37ZM36 222V223H37ZM47 222V221H46ZM50 222V221H49ZM65 222V221H64ZM79 222V221H78ZM82 222H83V218H82ZM86 222H88V221H86ZM132 222H133V220H132ZM149 222V221H148ZM166 222V223H167ZM238 222H239V220H238ZM31 223V222H30ZM39 223V222H38ZM41 223V222H40ZM85 223V222H84ZM107 223V224H106ZM110 223H111V221H110ZM114 223V222H113ZM147 223V222H146ZM200 223V222H199ZM230 223V222H229ZM243 223H244V221H243ZM22 224V225H21ZM59 224V223H58ZM94 224V223H93ZM94 224V225H95ZM112 224V223H111ZM149 224V223H148ZM156 224V223H155ZM169 224V223H168ZM184 224V223H183ZM245 224V223H244ZM36 226H37V224H35ZM35 225H30V226H34L35 227ZM48 225H50V224H48ZM67 225H68V223H67ZM66 225V226H67ZM76 225V224H75ZM79 225V224H78ZM81 225H82V223H81ZM117 226H118V223L116 224ZM152 225H154V224H152ZM151 225V226H152ZM158 225H161V224H158ZM157 225V226H158ZM171 225V224H170ZM180 225V224H179ZM202 225V224H201ZM243 225V224H242ZM39 226H40V224H39ZM42 226V225H41ZM45 226H46V224H45ZM59 226V225H58ZM69 226V225H68ZM68 226H67V228H68ZM82 226H84V225H82ZM86 226V225H85ZM93 226V225H92ZM156 226V225H155ZM165 226V225H164ZM172 226V225H171ZM245 226V225H244ZM29 227V226H28ZM34 227H32V228H34ZM38 227V226H37ZM49 227V226H48ZM52 227V226H51ZM54 228H55V225L53 226ZM63 227H64V224H63ZM76 227V226H75ZM109 227V226H108ZM111 227V226H110ZM109 227V228H110ZM146 227H147V225H146ZM150 226H148V228H149ZM154 227V226H153ZM166 227V226H165ZM168 227H170V226H167L166 228H167V231H168ZM187 227V226H186ZM185 227V228H186ZM197 227H198V225H197ZM203 227V226H202ZM237 227V226H236ZM238 227H239V225H238ZM25 228H27V226L25 227ZM40 228V227H39ZM65 229H66V227H64ZM72 228V227H71ZM74 228V227H73ZM95 228V227H94ZM114 228V227H113ZM148 228L147 229H144V227H143V230L144 231H146V230H148ZM152 228V227H151ZM150 228V229H151ZM159 228H162L161 226L159 227ZM178 228V226L175 228V229H177ZM204 228V227H203ZM246 228V227H245ZM27 229H29V228H27ZM38 229V228H37ZM76 229V228H75ZM86 229V228H85ZM99 229V230H100ZM115 229V228H114ZM118 228H116V230H117ZM179 229H180V227H179ZM182 229H183V227H182ZM186 229H188V228H186ZM33 230V229H32ZM39 230V229H38ZM43 230V229H42ZM54 230V229H53ZM52 230V231H53ZM68 230V229H67ZM71 229H69L68 230V232L70 231ZM74 230V229H73ZM79 230H80V232H81V229H80V227H79ZM96 230V229H95ZM94 229L93 230H91V231H95ZM108 230V229H107ZM106 230V231H107ZM126 230V229H125ZM155 230V229H154ZM160 229H158V231H159ZM164 230H165V228H164ZM41 231V230H40ZM45 230H43V232H44ZM66 231V230H65ZM85 231V230H84ZM109 231V230H108ZM111 232L113 231V230H110ZM109 231V232H110ZM115 231V230H114ZM114 231H113V233H114ZM157 231V230H156ZM171 231V230H170ZM190 231V230H189ZM37 232V231H36ZM35 232V233H36ZM42 232V231H41ZM41 232H39V233H41ZM45 232H47V231H45ZM51 232V231H50ZM61 232V231H60ZM77 232V231H76ZM75 231H74V234L76 233ZM87 232V231H86ZM86 232H84V233H86ZM117 232V231H116ZM118 232H119V230H118ZM141 232V231H140ZM148 232V231H147ZM164 232H166V231H164ZM179 232V231H178ZM183 232V231H182ZM181 232V233H182ZM186 232V231H185ZM191 232V231H190ZM62 233V232H61ZM63 233H65V232H63ZM72 233V232H71ZM70 233V234H71ZM78 233H79V231H78ZM96 234H98L99 235V233H97V232H95ZM138 233V232H137ZM148 233H150V232H148ZM157 233V232H156ZM162 233V232H161ZM167 233H169V231L167 232ZM173 233V232H172ZM192 233V232H191ZM198 233V232H197ZM37 235H38V232L36 233ZM47 234V233H46ZM50 234H52V233H50ZM83 233L81 232V235H82ZM88 234V233H87ZM102 235L104 234V233H101ZM100 234V235H101ZM124 234V233H123ZM133 234V233H132ZM151 234V233H150ZM170 234H171V232H170ZM169 234V235H170ZM186 234V233H185ZM188 234V233H187ZM32 235L34 236V233H32ZM37 235H36V240L37 239H39V238H37ZM49 235V234H48ZM47 235V236H48ZM62 235V234H61ZM61 235H58L59 237L61 236ZM73 235V234H72ZM80 235V234H79ZM84 235V234H83ZM107 235V234H106ZM105 235V236H106ZM112 235V234H111ZM116 235H118V234H116ZM115 235V237H117ZM155 235V234H154ZM160 235V234H159ZM167 235V234H166ZM173 235H174V233H173ZM181 235V234H180ZM246 235V234H245ZM39 236H41V234H39ZM46 236V237H47ZM51 236V235H50ZM69 236V235H68ZM76 236V235H75ZM85 236V235H84ZM87 236V235H86ZM89 236H91V235H89ZM93 236L94 235H92L91 236V239L93 238ZM104 236V237H105ZM113 236V235H112ZM111 236V237H112ZM172 236V235H171ZM197 236V235H196ZM244 236V235H243ZM42 238H43V236H41ZM45 237V236H44ZM52 237V236H51ZM70 237H72V236H70ZM77 238H78V236H76ZM75 237V238H76ZM100 237V236H99ZM103 237V236H102ZM119 237V236H118ZM152 237H154V236H152ZM161 237V236H160ZM162 237H163V234H162ZM166 237V236H165ZM164 237V238H165ZM41 238V239H42ZM81 238V237H80ZM79 238V239H80ZM83 238V237H82ZM88 238V237H87ZM101 238V237H100ZM113 238H114V236H113ZM113 238H111V239H113ZM129 238V237H128ZM156 238H157V236H156ZM163 238V239H164ZM168 238V237H167ZM166 238V239H167ZM170 238V237H169ZM172 238V237H171ZM184 238V237H183ZM192 238V237H191ZM198 238V237H197ZM239 238V237H238ZM64 239V238H63ZM62 239V240H63ZM68 239V238H67ZM66 239V240H67ZM71 239V238H70ZM78 239V240H79ZM95 239V238H94ZM93 239V240H94ZM96 239H97V237H96ZM105 239H106V237H105ZM119 239V238H118ZM150 239V238H149ZM163 239H161V241L163 240ZM179 239V238H178ZM177 239V240H178ZM187 239V238H186ZM189 239H190V237H189ZM195 239V238H194ZM243 239V238H242ZM60 240V239H59ZM72 240V239H71ZM87 240V239H86ZM109 240V239H108ZM142 241H143V238L141 239ZM148 239H146V241H147ZM157 240V239H156ZM155 240V241H156ZM165 240V239H164ZM46 241V240H45ZM77 240H75V242H76ZM91 241V240H90ZM95 241V240H94ZM93 241V242H94ZM110 241H112L113 242V240H110ZM118 241V240H117ZM116 241V242H117ZM149 241V240H148ZM157 241H159V240H157ZM172 241V240H171ZM245 241V240H244ZM38 242V241H37ZM44 242V241H43ZM42 242V243H43ZM67 242V241H66ZM68 242H70V241H68ZM74 241H72V242H70V244L71 243H73ZM78 242H82V243H84V242H86V241H84L83 242V239H82V241H77V243ZM88 242V241H87ZM97 242H99V241H97ZM115 242V243H116ZM119 242V244H120V241H118ZM137 242V241H136ZM160 242V241H159ZM164 242V241H163ZM165 242H167V240L165 241ZM184 242V241H183ZM192 242V241H191ZM239 241H237V243H238ZM246 242V241H245ZM245 242L243 243L244 245H245V247H246V244H245ZM247 242V243H248ZM62 243H63V241H62ZM92 242H90V244H91ZM107 243V242H106ZM138 243V242H137ZM142 243H145L144 241L142 242ZM148 243H150V242H148ZM154 243V242H153ZM235 243H236V241H235ZM43 244H45V243H43ZM47 244V243H46ZM45 244V245H46ZM56 244V243H55ZM86 244V243H85ZM90 244H88V245H90ZM112 244V243H111ZM110 244V245H111ZM146 244V243H145ZM155 244V243H154ZM168 244V243H167ZM170 244H172V246H173V243H170ZM170 244H169V247H170ZM189 244V243H188ZM241 244V243H240ZM39 245V244H38ZM37 245V246H38ZM40 245H41V242H40ZM61 245V244H60ZM65 245V244H64ZM76 245V244H75ZM74 245V246H75ZM84 245V244H83ZM99 245V244H98ZM103 245H104V243H103ZM106 245V244H105ZM104 245V246H105ZM109 245V244H108ZM147 245V244H146ZM157 245H158V242H157ZM160 245V244H159ZM163 245H164V243H163ZM237 245V244H236ZM78 246V245H77ZM80 246V245H79ZM87 246V245H86ZM86 246H84V247H86ZM91 246V245H90ZM95 246H96V244H95ZM133 246V245H132ZM162 246V245H161ZM248 246V245H247ZM40 247V246H39ZM62 247V246H61ZM66 247V246H65ZM84 247H82V248H84ZM88 247V246H87ZM93 247V245L91 246V248ZM97 247V246H96ZM153 247V249H154V246H152ZM158 247V246H157ZM232 247H233V245H232ZM244 247V246H243ZM244 247V248H245ZM264 247V246H263ZM70 248V247H69ZM73 248H75V247H73ZM79 248V247H78ZM90 248V247H89ZM88 248V249H89ZM100 248V247H99ZM118 248H119V245H118ZM151 247H149V249H150ZM165 248V247H164ZM166 248H167V246H166ZM166 248H165V250H166ZM174 248V247H173ZM179 248V247H178ZM242 248V247H241ZM42 249V248H41ZM40 249V252H43L42 250ZM65 249V248H64ZM63 249V250H64ZM81 249V248H80ZM79 249V250H80ZM87 248H86V250H88ZM169 249V248H168ZM243 249V248H242ZM65 250H67V249H65ZM77 250V249H76ZM86 250H83V251H86ZM104 250V249H103ZM102 250V251H103ZM105 250H107V249H105ZM104 250V251H105ZM112 250H113V248H112ZM112 250H108V251H112ZM117 250H119V249H117ZM152 250V249H151ZM244 250V249H243ZM251 250V249H250ZM249 250V251H250ZM60 251V250H59ZM95 251H96V249H95ZM97 251H100V250H97ZM108 251H107V253H108ZM133 251V250H132ZM159 251V250H158ZM168 251V250H167ZM194 251V250H193ZM68 252H69V250H68ZM73 252H74V250H73ZM89 252V251H88ZM120 252V251H119ZM166 252V251H165ZM241 252H243L242 250H241ZM244 252L245 253H247L248 252V247L246 248V250H244ZM243 252V253H244ZM263 252H264V250H263ZM44 253V252H43ZM42 253V254H43ZM55 253V252H54ZM70 253V252H69ZM85 253V252H84ZM83 253V254H84ZM91 253V255L89 254V255H87V256H85L84 257V259L83 260H81L82 262H85V264H95V262H96V258L94 259V256H92V252H90ZM98 253H101V252H98ZM111 253V252H110ZM118 253V252H117ZM171 253V252H170ZM193 253V252H192ZM243 253H241L242 255H243ZM244 253V254H245ZM250 253V252H249ZM254 253V252H253ZM253 253H252V255H253ZM59 254V253H58ZM63 254H65V253H63ZM68 254V253H67ZM66 254V255H67ZM72 254V253H71ZM80 254V253H79ZM82 254V253H81ZM87 254V253H86ZM102 254V253H101ZM146 254V253H145ZM152 254V253H151ZM256 254V253H255ZM36 255V254H35ZM39 255H40V253H39ZM66 255H63V256H65L66 257V259H64V260H66L67 261V256ZM74 255V254H73ZM77 255V254H76ZM97 255V254H96ZM104 255V253L102 254V256ZM146 255H148V254H146ZM146 255H144V256H146ZM248 255V254H247ZM246 255V257H248ZM252 255H250L251 257H252ZM261 255V254H260ZM62 256V255H61ZM105 256H107L106 254H105ZM105 256H103V257H105ZM109 256V255H108ZM169 256V255H168ZM198 256V255H197ZM244 257H245V255H243ZM242 256V257H243ZM50 257H53V256H50ZM64 257V258H65ZM102 257V258H103ZM116 257V256H115ZM120 257V256H119ZM137 257V256H136ZM148 257V256H147ZM149 257H150V255H149ZM148 257V258H149ZM167 257V256H166ZM186 257V256H185ZM184 257V258H185ZM206 257V256H205ZM212 257V256H211ZM243 257V258H244ZM40 258V257H39ZM38 258V259H39ZM44 258V257H43ZM48 258V257H47ZM74 258V257H73ZM79 258V257H78ZM83 258V257H82ZM101 258V257H100ZM99 258V259H100ZM132 258V257H131ZM140 258V257H139ZM142 258H144L143 256H142ZM175 258V257H174ZM180 258V257H179ZM1 259V258H0ZM28 259V258H27ZM41 259V258H40ZM52 259V258H51ZM63 259V258H62ZM75 259V258H74ZM110 259V258H109ZM127 259V258H126ZM145 259V258H144ZM188 259V258H187ZM198 259V258H197ZM252 259V258H251ZM259 259V258H258ZM263 259V258H262ZM33 260V261H34ZM44 260V259H43ZM47 260H49V258L47 259ZM46 260V261H47ZM80 260V259H79ZM101 260V259H100ZM99 260V261H100ZM104 260V259H103ZM123 260V259H122ZM125 260V259H124ZM138 260V259H137ZM147 260V259H146ZM150 260V259H149ZM180 260V259H179ZM232 260V259H231ZM8 261H9V263H8ZM28 261V260H27ZM26 261V262H27ZM32 261V262H33ZM50 261V260H49ZM48 261V262H49ZM73 261H75V260H73ZM98 261V262H99ZM108 261H110V260H108ZM107 261V262H108ZM113 261V260H112ZM111 261V262H112ZM138 261H140V259L138 260ZM142 261V260H141ZM171 261V260H170ZM196 261V260H195ZM197 261H199V260H197ZM244 261V260H243ZM259 261V260H258ZM25 262V261H24ZM51 262H52V260H51ZM63 262V261H62ZM70 262V261H69ZM68 262V263H69ZM76 262V261H75ZM98 262H96V263H98ZM119 262H121V261H119ZM136 262V261H135ZM179 262H181V261H179ZM253 262V261H252ZM255 262V261H254ZM253 262V264H255ZM262 262H263V260H262ZM1 263V262H0ZM41 263H42V261H41ZM40 263V264H41ZM44 263V262H43ZM42 263V264H43ZM46 263V262H45ZM67 263V264H68ZM71 263H72V260H71ZM79 263V262H78ZM81 263V262H80ZM79 263V264H80ZM101 263V262H100ZM99 263V264H100ZM104 263V262H103ZM114 263V262H113ZM115 263H118V262H115ZM129 263V262H128ZM147 263H148V260H147ZM150 263V262H149ZM148 263V264H149ZM169 263V262H168ZM182 263V262H181ZM238 263V262H237ZM3 264V263H2ZM28 264H29V261H28ZM38 264V263H37ZM53 264V263H52ZM84 264V263H83ZM107 264V263H106ZM119 264V263H118ZM188 264V263H187ZM240 264V263H239ZM243 264V263H242ZM257 264V263H256Z\"/></svg>",
	"mask_w": 264,
	"mask_h": 264
}]
</instances>
